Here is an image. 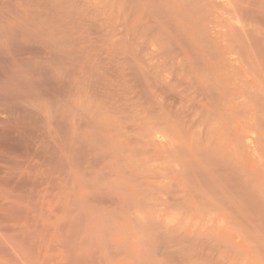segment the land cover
Listing matches in <instances>:
<instances>
[{
	"label": "rangeland",
	"instance_id": "obj_1",
	"mask_svg": "<svg viewBox=\"0 0 264 264\" xmlns=\"http://www.w3.org/2000/svg\"><path fill=\"white\" fill-rule=\"evenodd\" d=\"M31 0H0V28H2V27H6V26H8V24H9V28H10V30L12 29V32H14L12 35H11V37H10V39H11V41H12V43H11V45H13L14 44V46L16 47H14V46H12L13 47V51L15 52V53H13V52H11L9 49H10V47L8 48V53H3L4 54V56H3V54H2V56H1V54H0V72H2V73H0V77H1V75H2V78H0V80H7L8 78H10V77H12L11 78V81H13L14 82V86H13V88L11 89V95L14 97H8V99L7 100H9V102L10 101H12L13 103H11V105H10V103L8 104V101H6V106H5V104H4V111H5V109L6 110H8L9 108V110L8 111H10L11 113H13V114H11V118L13 119V118H15L16 116H17V118H18V124H20L19 126L21 127V131H22V137L19 135V137H20V139L18 140V143L15 145V143L13 142V141H10V142H7L6 144L8 145V147H12L13 145V147L15 148V146H17L15 149H13V151H11V149L9 148L8 150H10V160H14V162H20V161H24V163H25V165L24 166H29V169H33V168H39L40 167V170H49V169H51L52 167H54L55 166V163H56V160H58L59 158H58V156L56 157V155H60V153H59V151L57 152V151H55V148H54V146H51V148H50V146L49 145H44V146H46L47 147V149H46V147L44 148V149H46V150H44L42 147V149L41 150H44V151H40V154H41V156L40 155H38V156H34V158H33V155H31V153H30V151L31 150H34V146H35V142H36V140H38V139H40L41 137H42V135H44L45 134V132H43V130H41V129H39L40 128V125H38V124H36L37 123V121H38V117H35V115L36 114H34L35 112V109L34 110H31V111H33V112H31V111H29V108H28V110H26V111H24L23 113H21L22 111H18L19 110V108H22V109H24L23 108V106L21 107V105H20V103H19V101H16V100H19L20 98H23V97H29L30 99L31 98H33V99H31L34 103H35V105H36V103H37V105L39 106L40 105V108H44L45 110H47V109H49V111L50 112H53V111H55V110H58V112L59 111H61V107H62V109H64V104L65 103H67V101H69V103H71V104H69L70 105V107L71 108H75V110H79L78 111V113H79V115L78 116H82L81 118V120H82V126H80L79 127V125H80V121L81 120H79L77 123V125H78V129H79V131H78V135H79V137L81 138V142H82V137H85V138H89V140H88V142H82V145L80 144V143H78V144H75V145H73V150H74V157L76 158H74L75 160V164H79V165H81V167L80 166H77V165H74V161H73V168L75 169V170H77V168L79 169V170H81V171H89V173H92L91 174V179H92V181H93V184H94V186L97 184V183H99L100 185H105V184H108L109 185V187H110V191L112 190V193H114V195H118V193H119V190H117L118 188H121V187H123L124 189H128L130 192H132V193H135L134 195H135V200H136V202H135V205L133 206V207H129V208H127V207H125V208H123L122 209V211H121V209H119L120 207H118V205L116 204V203H110L111 205H109V207H108V205H107V207H106V204L105 203H103L102 205H101V207H96V208H98V209H96L98 212H99V215H98V222H99V224H100V226H102L103 227V229H105L106 231H113V227H112V225L115 223V222H117V223H120V224H122L123 222L121 221V219H120V217L122 218L123 216L124 217H127V219L130 221V222H132V220L135 218H137V217H140V218H138L137 220L139 221V222H141L142 221V226H143V222H145V221H143V220H147V219H145L146 217L148 218V221L149 220H151V221H149V222H152L153 221V226H151L150 227V225H152L151 223L149 224V222L147 221L146 223L148 224H144V225H146V227H141V228H143V229H141L140 227V229L137 227V229H138V233L139 234H143V236H144V233L146 232V230H144V228H146L147 230H150L151 231V233H153L152 231H157V232H163V231H161V230H163V229H165V234L164 233H162V234H164V237H166L167 236V239H168V236H169V240H167V241H165V239H163V238H161L160 240H161V243H159L160 241H156L157 243H159L160 244V248L159 247H157L158 245H157V243L154 241V243H155V245H157L156 246V250L159 248L160 249V251H161V248H162V251L160 252L159 251V249H158V251L160 252H155L154 251V253L153 252H151V250H149V249H151V248H149V249H147L148 248V246H147V244L148 243H145V242H143V241H141L144 245L146 244V246H144L145 248H143V249H146V250H144V251H147V250H149L150 252H147V253H143L142 252V254H139V256L137 255L136 256V258H137V260H127V261H125V264H138V260H140L139 261V263L141 262L142 263V261H145L144 263L145 264H175L174 262H178V263H176V264H219L220 262V260H223V259H225L226 261H221L223 264H224V262H225V264H262V261L264 260V244H260L261 242L262 243H264V234H263V232H264V227H263V225L264 224H262L263 223V221L264 220H261L263 217H264V212H263V216L262 215H260L259 216V213L260 212H262V208H263V206L264 205H260L261 206V209H260V207H258L257 205V203L255 202V200L256 201H258V199L257 198H259V200L261 199L262 200V202L264 201L263 199H264V197H262V198H260V197H257L256 195L258 194V196L259 195H261V193H263V195H264V186L262 187H260L259 188V185H263L264 184V148H260L261 146H260V144L264 141L263 140V136H264V131H263V129H264V124L262 125L261 123H264L263 121L262 122H259L260 123V125H262V127H263V129L262 130H260V129H258V128H261V126L259 127L258 125H257V127H256V123H258V121L262 118L263 119V117L264 116H261L260 114H256L257 113V111L260 109H256L255 110V108L253 109L252 107L255 105V104H257V106L258 107H260L261 106V104L264 102H262V103H258L259 101H260V98L258 97V96H260L261 98H262V100L264 99V92H263V90H264V79H263V77H261V76H264V72H262V71H264L263 70V67H264V65H263V67H261L262 65H260V69H262V73L260 74L261 76H259V73H257V71H255V70H259V62L258 61H261V54H262V52H260L261 54H260V58L258 57V56H256V58H258V59H256L254 56H255V53H257V52H255V53H253V57L256 59L255 60V62L257 61V63H255L254 61V65L256 66V64H258V66H256L255 68L253 67V62L252 61H249V59H250V57H251V52H253V51H251V50H249L250 51V54L248 53V49L250 48H247L246 49V51H244L245 49V47H246V42H245V40H244V46L241 44V45H239L240 47L241 46H243L244 48H242L243 49V51H242V53H240L241 51H239V52H237L236 50L235 51H233L234 49H233V46L231 47L230 45V43L231 42H229L230 40H232L233 42H232V45H234L235 47L237 46V48L239 47L238 46V44H240V40H238V37H237V33L236 32H238V33H240L239 35H240V37L242 36H244L245 35V32L247 31L246 29H247V27H246V29L244 28L245 26H249V24H250V26H251V24L253 25V20H252V23H249V20H250V22H251V19L250 18H252V14L254 13V12H259V9L258 8H260L261 6L260 5H258L259 7H257V9H256V11H252L253 13L250 15V10H249V8H248V5H251L252 4V6H253V4L255 3V5H257L256 4V2H257V0H246V1H242V0H240L241 2H243V3H241V9L243 10V8H244V10H245V8H248V10L246 9L245 10V12H247V13H249V15L251 16H249V18H248V14L247 13H244L245 15H246V17L249 19V20H246L247 18L246 17H242V16H244L242 13H241V11L239 12L238 10H237V8L234 6V5H237L238 4V6H239V4H240V2L238 1V0H231V1H228V0H211V1H214V3L216 4V7H214V5L212 4V2L210 1V0H207V2H205L204 3V1L203 0H201L200 1V4H197L199 1L198 0H194V3H196V4H194L193 2H192V0H190V2L191 3H189V1H185V0H182L183 2H180V0H176V1H174V0H171V1H169V0H156L154 3H153V5L155 4V7L152 5V1H154V0H145L144 1V4H145V6H147L148 8H149V10L151 9H155L154 11H156L157 10V3H158V8H159V10H161L162 11V9H163V11L165 10V11H167L166 13H170V14H166V13H161L162 15H165L166 17H163V16H161V14H159V18H155V14L154 13H157V12H151V13H153V14H151L150 12H149V10H147L146 11V14H145V17H143V11H141L140 9H141V7L144 5H142V0H141V2H140V0H136V2L137 3H139V7H137L138 8V11H136L137 10V8H136V4H134V2H132L133 0H123L125 3H123L121 0H115L114 2H113V0L111 1V0H75L76 1V4H74V8H75V10H74V13L76 14H73L72 13V15H73V18L72 19H68V18H66V17H63L60 13H59V10L58 11H56V10H54L53 9V7H52V5L53 4H60L61 3V1L62 0H56V1H53L54 3H52L50 0H32V3L30 2ZM68 1L69 0H67V2H66V0H63L62 2L63 3H61V5H63V7H65V8H69L70 7V5H71V3L69 2L68 3ZM106 1V2H105ZM123 3V6H120V4H121V2ZM135 1V0H134ZM187 3L186 5H184L185 4V2ZM197 1V2H196ZM234 2V4H233V2ZM238 1V2H237ZM250 1H253V3L252 2H250ZM254 1H256V2H254ZM264 0H259L258 2H260L259 4H261L262 2H263ZM80 2V3H79ZM110 4V2H111V5L112 4H114V6L112 7L113 9H112V11H111V8H110V6H109V4ZM117 2H118V6L119 7H124L122 10L124 11L127 7H130V8H132V7H135L134 9H135V11H136V14L135 13H132L131 14V12H129L130 10H132V9H130L129 10V8H127L129 11H127L128 13H129V16L128 15H124V12H125V14H128V13H126V10L123 12L122 10H120L121 11V13H118L117 12V10H119V9H121V8H119L118 9V7H117ZM128 2H131L132 4H134L135 6H132V5H127L126 3H128ZM147 2H149L148 4H147ZM151 2V3H150ZM167 2V3H166ZM170 2V3H169ZM203 2V3H202ZM229 2L233 5V7H235V9L238 11V17H236L235 15H228V14H230V12H231V14H235V9L234 8H229L228 6L226 7V5H228L229 4ZM250 2V3H249ZM257 2V3H258ZM9 3H10V5L13 7H11L10 6V11L8 10V8H9ZM67 3V4H66ZM95 3V4H94ZM99 5H98V4ZM131 3H128V4H131ZM184 3V4H183ZM264 3V2H263ZM127 5V6H125V5ZM147 4V5H146ZM149 4H151L152 5V8H150L148 5ZM188 4H191V6H197L199 9H204L205 11L203 12V13H201L200 12V10L199 11H197V13H196V10L195 9H193V8H190L191 6L190 5H188ZM201 4H203V5H201ZM204 4H206V5H204ZM207 4H208V9L206 8V6H207ZM4 5H6V6H8V7H6V6H4ZM75 5H76V7H75ZM122 5V4H121ZM165 5H167V6H165ZM232 5H229L230 7H232ZM262 5V4H261ZM174 6V7H173ZM186 6V7H185ZM199 6H201L202 8H200ZM203 6H205V8L203 7ZM222 9L221 11L219 10V7ZM73 7V6H72ZM71 7V8H72ZM96 7V8H95ZM126 7V8H125ZM190 9H188V8ZM197 7H195V8H197ZM210 7V8H209ZM251 7V6H250ZM264 7V4H263V6L261 7V8H263ZM11 8L13 9L12 11H13V13L14 14H12L11 13ZM255 8H256V6H255ZM260 8V9H261ZM91 9V11L90 12H88L89 10ZM134 9L132 10V12L134 11ZM194 11L195 10V13H192L195 17H191L190 15V12L188 11ZM210 9V10H209ZM213 9V10H212ZM217 9V10H216ZM229 9V10H228ZM234 9V10H233ZM239 9V8H238ZM251 9H253V10H255L254 9V6L251 8ZM264 9V8H263ZM263 9H261V10H263ZM8 10V11H7ZM92 10L93 11H95V12H92ZM152 10V11H153ZM158 10V11H159ZM187 10V11H186ZM223 10H224V12H226L227 13V16H228V18L230 19V20H232L231 22H229L228 20H226V14L224 15V13H223ZM234 12H233V11ZM243 10V11H244ZM258 10V11H257ZM260 10V11H261ZM119 11V12H120ZM203 11V10H202ZM208 11V12H207ZM31 12V13H30ZM37 12V13H36ZM92 12V14H94L92 17H91V13ZM147 12H148V14H149V16L151 17L150 19H153V21L155 22L154 24H156V25H151V23H153V21H151L150 19H149V21H151V23L149 22H147L146 20H148L147 19ZM184 13V14H181V13ZM199 12H200V14H207L208 15V17H206L205 16V19H203L202 18V16H204V15H200L199 14ZM207 12V13H206ZM35 13H36V15H35ZM102 13H103V15H102ZM209 13H211V14H213L214 16H216L217 17V15H219V17H220V19H219V17H217L216 19H213L211 16H209V15H211V14H209ZM223 13V14H222ZM240 13L242 14L241 15V17L242 18H244V20H246V21H248V23H246L245 21H244V23L242 22V18L240 17L239 18V16H240ZM261 13H263V14H260V12L259 13H257L255 16H260V15H262L261 16V18L260 17H256L257 19H255L256 20V22H255V20H254V25L253 26H251L252 27V29H254V27H255V31L253 30H251V32L253 33V35H255V36H253L254 38L256 37L257 38V36L260 34V37H262V35L261 34H264V33H261V32H264V29H262V28H264V23H263V19H264V11L262 12L261 11ZM27 14L29 15V16H27ZM42 16H40V15ZM82 14V15H81ZM116 14H118V15H122V17H121V15H120V19L121 20H123L124 19V16H126V18H130L131 16H130V14L133 16L134 14V18H132V20H131V22L130 23H125V24H127V26L128 27H125V26H122L123 25V23L121 22V25H118V26H121V30L122 29H124V35H125V37H122V38H124L123 40L122 39H120V40H122V42H119L120 40L118 39V37L121 35V33L123 32H121L120 33V35L117 33V32H119V30H120V28L119 27H117L116 25H117V23H119L120 24V19H118V15H116ZM143 14V15H142ZM197 14H199V15H197ZM8 15H9V17H8ZM142 15V16H141ZM179 15H183V19L184 20H182L180 17H182V16H180L179 17ZM223 15V16H222ZM253 15V16H254ZM33 16V17H32ZM128 16V17H127ZM147 16V17H146ZM186 16H189V17H191L190 19H189V21L188 20H186L185 18H186ZM196 16L198 17V19L196 18ZM231 16H233V17H231ZM234 16L236 17V19L235 20H237V21H235L234 20ZM255 16H254V18H255ZM22 17V18H21ZM144 18L143 20L141 19V18ZM168 17H171V19H172V21H171V27H169L170 29L172 28V27H174V30H171V31H169L168 30V28H166V27H164L165 26V24H168V22L170 23V19L168 18ZM188 17V18H189ZM199 17H201V18H199ZM17 18H19V19H17ZM21 18V19H20ZM92 18V19H91ZM123 18V19H122ZM125 18V19H126ZM128 18V19H129ZM161 18V19H160ZM162 18H165V19H162ZM194 18H196V19H194ZM253 18V19H254ZM259 18V19H258ZM33 19V20H32ZM35 19H37L39 22H37ZM48 19V20H47ZM88 19V20H87ZM124 19V20H125ZM128 19H127V21H128ZM158 20V22H156L155 20ZM168 19H169V21H168ZM241 19V20H240ZM260 19H262L260 22H259V24L261 25V23H263L262 25H261V28H260V25L257 23V21L258 20H260ZM23 22H22V21ZM27 20V22L25 23L24 21H26ZM91 20V21H90ZM101 20V21H100ZM103 20V21H102ZM104 20H105V28L107 27H109L107 30H105V28L103 27V23H104ZM117 20L119 21V22H117ZM124 20H123V22H124ZM161 20H162V22H161ZM199 20V22L201 23V24H199V22L197 23V24H199L198 26H197V24H195L196 23V21H198ZM200 20H203V21H205L204 23H202ZM211 20V22H209ZM218 20V21H217ZM233 20H234V23H236L237 25H238V28L241 30V32H239L240 30L238 29V31H236L235 30V28L237 27V25L236 24H233L232 22H233ZM32 21V23L34 24V25H32L30 22ZM47 22V23H45V24H43L44 22ZM74 21H76V24L74 25L72 22H74ZM130 21V20H129ZM128 21V22H129ZM140 21V22H139ZM163 21H164V25H163ZM188 23H190V24H187V22ZM193 21V22H192ZM194 21H195V23H194ZM35 22H36V24H35ZM91 22H93L92 24H91ZM106 22H108L109 24V26H107V23ZM147 22V23H146ZM240 22V23H239ZM51 23V24H50ZM96 23V26L94 25ZM138 23L139 24H141L142 26H143V24L142 23H144V27H142V26H140V27H142V28H140L141 30L140 31H144L143 29H145V27H146V25H147V27H146V31H144V33L142 34V36H141V34H137V33H139L140 31H138L137 30V28H138V26H136V25H138ZM145 23H146V25H145ZM191 23H193V24H191ZM207 23V24H206ZM208 23H213L215 26L217 25V23H219V24H222V25H219L218 27H216L215 28V33H217V35L215 36L213 33H214V25H210V24H208ZM224 23V24H223ZM231 23V24H230ZM258 24L257 26H255V24ZM30 24L33 26H31L30 27ZM243 26H242V25ZM47 25H48V27H47ZM59 25V26H58ZM62 25H64V26H62ZM92 25V26H91ZM196 25V27H194ZM234 25H236V27H234ZM245 25V26H244ZM2 26V27H1ZM24 26V27H23ZM94 26V27H93ZM148 26H152L153 27V29H155L156 27L155 26H157V27H159V28H157V30L155 31V30H153V29H151L150 27H148ZM205 26V27H204ZM228 26H230V30H229V28H228ZM249 26V27H250ZM263 26V27H262ZM51 27V28H50ZM58 27V28H57ZM78 27V29H80L79 31L76 29ZM81 27H82V29H81ZM96 27V31L94 32L93 31V28H95ZM102 27L104 28V30L102 29ZM124 27V28H123ZM163 27V28H162ZM206 27H207V29H206ZM21 28V29H20ZM92 30H91V29ZM111 28V29H110ZM119 29V30H117V29ZM129 28H132L133 29V31H135L134 33H133V31H132V29H129ZM134 28L136 29V30H134ZM149 28V29H148ZM195 28V29H194ZM202 28V30H200ZM203 28H205V29H203ZM211 29V31H210V29ZM43 29H45V30H43ZM158 29H161V30H158ZM165 29V30H164ZM173 29V28H172ZM194 29V30H193ZM223 29V30H222ZM249 29V28H248ZM251 29V28H250ZM95 30V29H94ZM97 30L98 31H101V32H97ZM114 30H116L115 32H114ZM127 30V31H126ZM128 30H130V31H128ZM148 30H150V31H148ZM152 30V31H151ZM203 31L204 33L202 34V32H200V31ZM20 31V32H19ZM93 31V32H92ZM102 31H103V34H102ZM138 31V32H137ZM154 31V32H153ZM158 31H160V32H158ZM172 31H174V32H172ZM199 31V32H198ZM217 31V32H216ZM227 31H228V33H227ZM236 31V32H235ZM256 31L259 33V34H257L256 33ZM89 32H92L93 34L92 35H87V33H89ZM105 32H107V33H109V35H107V33H106V35H104V33ZM112 32H114V39L112 38L113 36H111V35H113V33ZM131 32H132V35L134 36V37H136V36H138L137 38H134V37H130V35L129 34H131ZM137 32V33H136ZM145 32H147V33H149L148 35L145 33ZM150 32H151V34L152 33H154V34H152V35H154L153 37H155V39L157 38L156 36L157 35H155V34H158L159 33V35H158V37L159 38H161V36H162V38L164 37V38H166L167 36L170 38V39H172V41L169 39V38H167V40L169 39V43H168V45H167V40H165L164 38V42L162 41V44L161 45H163V46H165V44L167 45V46H165L166 48H169L170 47V49L173 47L174 49H171V50H169V51H173V50H175L176 49V47H178L177 49H179V50H176L177 52H178V54L179 53H181L180 54V56H178L177 57V54H174V56L176 57V58H172V54H171V57H170V54H168V53H166V52H168V50L167 49H164V47H163V49H162V46H159L160 44H158L157 42L159 41L158 39L159 38H157L156 40H158V41H156L154 38V41L157 43H155L156 45H158L157 47H161V48H158L157 50H155V44H154V41H153V39L151 40L150 38H148L147 36H149L150 35ZM158 32V33H157ZM161 32H163L162 34H161ZM177 32H179V33H177ZM206 32V33H205ZM249 32H250V30H249ZM250 32V33H251ZM15 33H17V34H15ZM34 33H36L37 35H40V39L38 38H35L34 37ZM75 33V34H74ZM141 33V32H140ZM169 33H170V35H169ZM174 33V34H173ZM181 33V36L179 37L180 38V40H178V35L177 34H180ZM236 33V34H235ZM242 33V34H241ZM51 34V35H50ZM55 34V35H54ZM61 34V35H60ZM89 34H91V33H89ZM100 34H102V35H100ZM115 34H118V36L116 35L115 36ZM137 34V35H136ZM144 34H146L145 36H146V39H144V41H143V36H144ZM183 34V35H182ZM200 34V36H202L203 37V35H205L204 37L205 38H203V39H205V40H207V44L206 45H208V41H209V46H208V48L209 49H211V47H212V52H211V50H209V52H208V49L207 48H205L206 47V45L204 44V42L206 43V41L204 40L203 41V39H198V37H196V36H198ZM227 34H229L228 36H229V38H227L228 36H227ZM244 34V35H243ZM247 34H248V32H247ZM257 34V35H256ZM17 36V35H19V36H17V37H13V36ZM28 37H27V36ZM33 35V36H32ZM45 35V36H44ZM64 35V36H63ZM131 35V36H132ZM165 35H166V37H165ZM207 35V36H206ZM236 35V36H235ZM249 35V34H248ZM248 35H246V36H248ZM128 36V37H127ZM139 36L142 38V40H141V38H139ZM145 36H144V38H145ZM171 36V37H170ZM199 36V37H200ZM227 36V37H226ZM250 36V38H252V36L251 35H249ZM96 37V38H95ZM120 37V38H121ZM129 37L130 38H134L133 40L132 39H130L131 40V44H134L133 45V47L132 46H130L129 45V43H128V39H129ZM149 37H152V36H149ZM181 37H185V38H187V40L189 39V41L188 42H185V41H187L186 39L184 40V38H183V42H185V43H182L181 44ZM201 37V38H202ZM236 37V38H235ZM239 37V38H240ZM245 37V36H244ZM28 38V39H27ZM52 38V39H51ZM54 38V39H53ZM94 38V39H93ZM115 38H117V39H115ZM126 38V39H125ZM161 38V39H162ZM226 38V39H225ZM246 38V37H245ZM249 38V39H250ZM255 38V39H256ZM263 39H264V37H262ZM33 39V40H32ZM34 39H36V40H34ZM135 39H136V42L138 43V45H137V43L135 42ZM139 39V40H138ZM162 39V40H163ZM229 39V40H228ZM241 40H242V38H240ZM258 39H259V37H258ZM262 39V42L264 41ZM18 42V40H19V44L16 42V41ZM38 40V41H37ZM98 40V41H97ZM100 40V41H99ZM124 40H126V41H124ZM146 40V41H145ZM199 40L201 41V44H200V42H199ZM211 40V41H210ZM242 40V41H243ZM247 40V42H249V40L248 39H246ZM260 41H261V39H259ZM42 41V42H41ZM143 42V43H140V42ZM149 41H151L150 43H149ZM167 41V42H166ZM194 41V42H193ZM238 43H237V42ZM62 42H64V43H62ZM83 42V43H82ZM93 42V43H92ZM97 42V43H96ZM110 42H112V43H114V45H112V43H110ZM128 43V46H127V44L126 43ZM159 42H161V40L159 41ZM166 42V43H165ZM170 42H173L176 46H172V43H170ZM202 42H203V44H202ZM227 42V43H226ZM60 43H61V45H60ZM136 43V44H135ZM140 43V44H139ZM147 43V44H146ZM149 43V44H148ZM164 43V44H163ZM213 43V44H212ZM234 43V44H233ZM37 44V45H36ZM67 44V45H66ZM70 44V46H68ZM116 44H118L117 46H116ZM123 45V46H127V48H129V47H131L132 49H133V51L136 49H138V47L140 48V49H143V50H146L147 51V53H145L144 51H143V53L144 54H146V58H145V56H143L145 59H144V61L146 62V60H148L149 58L147 57V54H148V56H149V53L148 52H153V50L155 51V52H157L158 50H161V52L160 51H158V52H160V53H158L157 52V54H155V56H152V54L150 53V56H152V58L150 57V59H149V64L148 63H145V62H143V57H142V53L141 54H137L136 52H138V50L135 52H131L130 50H131V48H129L128 50H127V48H126V50L128 51V52H130L129 54H130V57L128 58V57H126L127 56V54H128V52H126L125 51V53L124 54H126V56H124V54H123V49L121 50V48L120 47H122V46H120L119 47V45ZM126 44V45H125ZM144 44V45H143ZM171 44V46H169ZM183 44H187L186 46L188 47V50H187V48L185 47V45H183ZM228 44V45H227ZM33 45V46H32ZM48 46L47 48L46 47H44V46ZM65 45V46H64ZM137 47H136V46ZM182 47H181V46ZM192 45V46H191ZM202 45H205V47H203ZM211 45V46H210ZM214 45V46H213ZM22 46V47H21ZM27 46V49L25 48ZM31 46H32V49L33 50H31V51H29L28 52V49L29 48H31ZM90 46H92V47H90ZM98 46V47H97ZM148 47L147 49H145L144 47ZM248 46H249V44H248ZM247 46V47H248ZM38 47H39V49H38ZM116 47V48H115ZM119 47V48H118ZM185 47V48H184ZM189 47H191V48H189ZM194 47V48H193ZM203 47V48H202ZM234 47V48H235ZM19 48V49H18ZM20 48H23L24 50H22V49H20ZM118 48V50H116ZM237 48H235V49H237ZM34 49H36V50H34ZM75 49V50H74ZM91 49V50H90ZM140 49H139V51H140ZM189 49L191 50L190 52H192V50L193 51H195V53H192L193 54V56H191V53L189 52ZM196 49V50H195ZM233 49V50H232ZM15 50H17V51H15ZM21 50H22V52L24 53V52H26L27 54H24V56H23V54H22V52H21ZM27 50V51H26ZM41 50V51H40ZM122 51V53H121V51ZM151 50V51H150ZM162 50H164L165 52L163 53L164 54V56H165V58L163 57V54H162ZM238 50H240V49H238ZM9 51H10V54H9ZM19 51V52H18ZM34 51V52H33ZM102 51V52H101ZM120 51V52H119ZM176 51H173V52H175L176 53ZM180 51V52H179ZM214 51H216L215 53H216V56H215V54H214ZM35 53L36 54V56H34V54L33 53ZM75 52V53H74ZM141 52H142V50H141ZM154 52V53H155ZM196 52H198V53H200L199 54V56H197V54H196ZM219 52V53H218ZM234 52V53H233ZM235 52H237V53H235ZM243 52H244V54H243ZM11 53H13L14 54V56H17V54H19V56H17L16 58H12V56H11ZM52 53H55L54 54V56H56V58H54V59H56V60H58V59H60V62H62L64 65H62L61 63H59V65H60V68L62 69V70H66V71H69V72H71V71H73V72H71V73H69V76L67 75L66 76V78H65V80H64V83L63 82H61V80L59 81V82H61V84H63L62 85V87H61V85H58V84H60V83H58V82H54V80L52 79L53 77H54V70L55 69H57L56 67L57 66H55L54 65V67L52 66V65H50V62H49V58H52ZM66 53L68 54V53H70V55L71 56H73V55H75V58L76 59H74V60H71V62H68L67 61V58H66ZM101 53H103V54H101ZM118 53H119V56L120 57H118ZM121 53V54H120ZM131 53H133V57L134 56H136V57H138L139 55H141L140 57H138L139 59L137 60V61H140V65L144 68L146 65H144L143 66V64H148V65H150L151 67V69L153 68L154 69V67L153 66H155V68L158 66H156L155 64H160V61H161V64H160V68H161V65L163 64V65H165L166 66V69L167 70H165V69H163V68H165V66H163L162 65V69H157L156 68V70H148L149 69V67H147L146 66V68H145V70L141 67V66H139V64H137V61H135V59H137V58H133L134 59V61L131 59ZM139 53V52H138ZM207 53H209V54H207ZM239 53V54H238ZM245 53H247L246 54V56L248 57V56H250V57H248V60L247 61H249V62H251V66L253 67V69L252 70H254V73L252 74V73H250L249 71H247L244 67H243V62H241L240 63V60L242 59V58H245ZM21 54H22V56L23 57H21ZM32 54H33V63H32V72H33V75H32V73L30 72V73H26V70L24 69L25 68V65H26V63L24 62H21L23 59H26V60H28L29 62H28V66H30V64H31V62L32 61H30V58H32ZM37 54H38V56H37ZM99 54H100V56H99ZM116 54H117V57H116ZM129 54H128V56H129ZM237 54H238V56H237ZM240 54H241V56H244V57H242L241 58V56H240ZM259 54V53H258ZM13 56V57H14ZM41 56V57H40ZM60 56V57H59ZM99 58H98V57ZM123 56V57H122ZM160 58H162L161 60H159V57ZM166 56H167V58H172V60H171V62L172 63H170V60L168 59L167 61H169V64H167V61L165 60L166 59ZM169 56V57H168ZM199 57V58H197V57ZM209 56H210V58L212 59V58H214V61H213V59L212 60H210V58H209ZM212 56H214V57H212ZM239 56H240V60H239ZM263 56H264V54H263ZM1 57H4V59L6 58V60L9 62V63H11V62H16L17 60V64H18V62L20 61L21 63H22V66H23V69H22V71L19 73V72H16L15 74L13 73V75L12 76H10L11 74H8V72L9 71H7V64H5L6 63V61H4V59L2 60V58ZM62 57V58H61ZM86 57V58H85ZM123 59H122V58ZM195 57H196V59H198V61H199V63L201 64V65H205L203 68H204V71H203V69H202V67H200V66H198V69L200 68V70L198 71V69H197V66H196V59H195ZM218 57H220V59L218 58ZM39 58H40V60H43V59H45L46 60V62L43 64V65H38V62H39ZM41 58H43V59H41ZM63 58L66 60H63ZM99 60H98V59ZM100 58H105L104 60H105V62L102 60V59H100ZM124 58H125V61H127V58H128V60H130V62H131V60L134 62V65H133V62H131V64H130V62L129 63H127V65L129 64V67H132V66H135V64H136V66L137 67H139V68H141L142 69V71H141V69H139V71H140V73H142V72H144L145 73V75H148V76H139V74H138V76H139V78H141L142 79V81H144V84L146 85V87H143L144 85H142L143 83H141V82H138V83H141V87H142V89H145V88H147L146 90L147 91H149V93L151 94H149V95H144L143 93H146L147 91H145V92H142V89H140L141 87L140 86H137V90L135 91V89L134 90H132V87H134V88H136V86L135 85H137L138 83H137V81L138 80H136V79H139L138 77H136V79H134V82H133V80H132V78H129L128 77V75L131 73V71L129 72V74H128V68L126 67V64H124V63H126V62H124L123 60H124ZM148 58V59H147ZM163 58H164V61L162 62V60H163ZM194 60H193V59ZM252 58V57H251ZM15 59V60H14ZM38 59V60H37ZM120 59V60H119ZM152 59V60H151ZM201 59H203V60H201ZM246 59V58H245ZM244 59V60H245ZM262 59H264V57H262ZM2 60V61H1ZM26 60H24V61H26ZM118 60H119V62H121V60L123 61V63L121 62V63H119L118 62ZM178 60L180 61V62H178ZM184 60V61H183ZM220 60V61H219ZM251 60V59H250ZM252 60H254V59H252ZM73 61V62H72ZM89 61V62H88ZM103 61V62H102ZM151 61H154V62H151ZM157 63H156V62ZM166 61V63L164 64V62ZM183 61V62H182ZM185 61H186V64H187V69L185 70L183 67H186L184 64H185ZM195 61V63H193ZM218 61V63H216ZM241 61H243V60H241ZM246 61V62H247ZM5 62V63H4ZM7 62V63H8ZM19 62V63H20ZM27 62V61H26ZM75 62V63H74ZM88 62V63H87ZM128 62V61H127ZM159 62V63H158ZM219 62H220V64H219ZM223 62V63H222ZM263 63H264V60L262 61ZM262 62H260V63H262ZM4 63V64H3ZM94 63H98V64H94ZM116 63V64H115ZM152 63V64H151ZM153 63H155V64H153ZM179 63H180V65H184V66H182V69H181V71L183 70V73L184 72H187V71H189V72H187L188 74H190L191 75V79L189 80V78H188V74L187 73H185V74H183V75H181V71L179 70L180 69V66L178 67V65H179ZM262 63V64H263ZM2 64H3V66H4V68H3V66H2ZM168 66H167V65ZM192 64V65H191ZM195 64V65H194ZM218 64V65H217ZM244 64H245V62H244ZM249 64V63H248ZM247 64V65H248ZM101 66V67H99V66ZM173 65H174V67H173ZM246 65V64H245ZM5 66H6V70H5ZM27 66V67H28ZM37 66H39V67H43V68H38ZM62 66V67H61ZM75 66H76V69H75ZM110 66V67H109ZM135 66V67H136ZM170 66H172L173 68H174V71H169L168 72V70H169V68H172V67H170ZM193 66V68L191 69V67ZM46 67H48V69L46 68ZM110 68V71H109V69H107V68ZM113 67V68H112ZM136 67V68H137ZM222 67V68H221ZM247 67V66H246ZM248 67H249V65H248ZM247 67V68H248ZM251 67V68H252ZM30 68V67H29ZM46 68V69H45ZM125 68H127L126 69V73H125ZM133 68V69H132ZM131 69H129V70H132V71H134V67H132ZM172 68V69H173ZM176 68H178V70L176 69ZM250 68V67H249ZM4 69V70H3ZM41 69H42V71H41ZM102 69V70H101ZM172 69H170V70H172ZM175 69H176V71H175ZM193 69H195L196 70V73H195V71L193 70ZM202 69V70H201ZM231 69V70H230ZM29 70L30 69H28V71L27 72H29ZM39 70V71H38ZM44 70H45V73H43L44 72ZM48 70V71H47ZM101 70V71H100ZM147 70L148 71H152V72H154L155 71V74H154V76H152V74L150 73V72H147ZM185 70V71H184ZM194 72H193V71ZM47 71V72H46ZM104 71H106V73H108V75L109 76H112V77H114V78H112V77H108V76H106V73H104ZM118 71V72H117ZM124 71V72H123ZM177 71H179L180 73H178ZM201 71H203L202 73H201ZM217 71H218V73H217ZM227 71V72H226ZM23 72V73H22ZM136 72H137V70H136ZM162 74L161 76H159L160 77V79L158 78V76L157 75H160V73ZM166 72V73H165ZM168 72V73H167ZM176 72V73H175ZM220 72V73H219ZM233 72V74H231ZM251 72H253V71H251ZM259 72V71H258ZM19 73V75H17ZM28 74V75H30V77H28V81L27 80H25V81H23V83H22V87L24 86V88H21V87H18V80H19V76H22V74ZM123 73L125 74V76H126V74H128L127 75V78H122L124 75H123ZM156 73H159V74H156ZM165 73V74H164ZM171 73V74H170ZM172 73H174V76H172ZM209 75H208V74ZM239 73V74H238ZM40 74V76H39V78H36L35 76H38ZM114 74V75H113ZM133 74H136L137 75V73H134V72H132L131 74H130V76L132 77V75ZM170 74V76H168V77H166V75H169ZM197 74V75H196ZM256 74V77L255 76H253V75H255ZM263 74V75H262ZM14 75H16V76H14ZM98 75V76H97ZM136 75H133V77H135ZM144 75V74H143ZM155 75L157 76L156 77V79L154 78L155 77ZM165 75V77L166 78H170V77H172L170 80L168 79V81H167V84H166V80L163 78V76ZM229 75H231V76H229ZM252 75V76H251ZM15 78H14V77ZM43 76V77H42ZM182 76V77H181ZM187 76V77H186ZM241 76V77H240ZM257 76H258V78L263 82V85H261L262 86V88L263 89H261L260 87V84H261V81L260 80H258L257 79ZM35 77V78H34ZM102 77V78H101ZM122 78V80H121V78ZM145 77H146V79H148L147 77H149V78H151L152 80H150V79H148L147 80V82H149V83H151L150 85H151V87L149 86V85H147V84H149V83H147L146 84V79H145ZM173 77H174V79H177L178 78V80L179 81H181L182 82V84H185V83H187V85H185V86H188V87H186L185 88V86L184 85H178V84H176V83H179V84H181V82H177V80H175L176 81V83L174 82V80H173ZM190 77V76H189ZM229 77V78H228ZM255 77V78H254ZM3 78H5V79H3ZM31 78V79H30ZM50 78V79H49ZM71 78V79H70ZM92 78V79H91ZM100 78V79H99ZM158 78V79H157ZM161 78H163L164 79V81L163 82H165V84H162L161 82H162V80H161ZM235 78H236V81L238 82V84H237V82H235L234 80H235ZM39 79V80H38ZM73 79V80H72ZM120 79V80H119ZM129 80V81H131V82H129V83H131V84H129L126 80ZM131 79V80H130ZM219 79H220V82H219ZM234 79V80H233ZM33 82H32V81ZM52 80V81H51ZM72 80V81H71ZM97 80H102V81H99V83L98 82H96ZM156 80H157V82H158V80H159V82L162 84V86L164 87V89L163 88H161L160 86H158L156 83H154V82H156ZM188 80V81H187ZM191 80H192V84L193 83H195L196 85H194L193 84V87H192V85H190L192 88H189V83H191ZM44 81V82H43ZM113 81V82H112ZM127 83H126V82ZM135 81H136V83L137 84H135ZM139 81H140V79H139ZM154 81V82H153ZM169 81H171V83L169 82ZM187 81V82H186ZM190 81V82H189ZM216 81V82H215ZM218 81V82H217ZM224 81V83H222ZM234 81V82H233ZM258 81H260V83L258 82ZM47 82V83H46ZM159 82H158V84H159ZM169 82V83H168ZM174 82V83H173ZM239 82L240 83H242V84H239ZM44 83V84H43ZM52 83V84H51ZM91 83V84H90ZM94 83H95V85H94ZM122 83H123V85H122ZM124 83H126V84H128V85H125ZM135 84V85H133L132 86V84ZM152 83H154V85L156 86L155 87V89L156 88H159L160 87V89H156V93L155 92H151V90L153 89V91L155 90L154 88H152V86H153V84ZM211 83H212V85H211ZM221 83V84H220ZM24 84V85H23ZM47 84H48V86H47ZM54 84V85H53ZM160 84V85H161ZM178 85L177 87H179V88H177V89H170V87L171 88H176V86H173V85ZM214 84V85H213ZM220 84V85H219ZM236 84V86L238 87H236V86H234L233 87V85H235ZM243 84L246 86V87H248V86H252L253 87V91L255 90L256 91V93H257V96H255V97H258L257 99L259 100H254V95H256V93L255 92H253V91H251V88L250 87H248V89H246L245 87H244V90L246 89L248 92H250L251 94H249V93H245V94H249V96L248 95H246L247 97H245V96H240L241 94H243L244 92H242V91H244L243 90ZM37 85V86H36ZM130 85H131V87H130ZM138 85H140V84H138ZM209 85V86H208ZM26 86V87H25ZM184 86V87H183ZM194 86L196 87V90L198 89H201L200 91V95L202 96V98L205 96V95H202V92H206L205 94L207 95L206 97H204L203 99H206V103H207V101L208 102H210L211 101V103L213 104L215 101H213V98H211L210 99V97L212 96V95H210L211 94V92H212V94H213V92H214V95L215 94H219V92H220V94H219V98H221L220 99V104H219V106L220 107H218V108H222V107H224V106H226L225 104H227L228 102H225V104H224V101H223V99L225 100V101H227V99H229L227 96H230L231 97V102H229L228 104L230 105H228L227 107L229 108L228 109V114H227V112H225V113H223V114H221L220 116H221V119L223 118V117H230V119H233V120H237V122H235V124H233L232 126L234 127V130L232 129V127H230V126H228V128L226 127V126H220V127H216L215 129L213 128V130H214V132H212L211 131V127L210 126H212V127H214L213 126V122L211 123L210 122V119L212 120V117L211 116H209L208 114H207V116L208 117H206V113L208 112L209 113V111H210V113L211 112H213L215 115H217V111H215L214 110V108L212 107V110H211V108H209V106L208 105H206V103H203L204 102V100H203V102H202V100L201 101H199L200 100V96H199V93H197V92H199V91H197V92H195V94H196V99H194V98H192V94H194V92H192V90H194L195 88H194ZM209 88H208V87ZM216 86H217V88H216ZM229 86H230V88H229ZM239 86H242V87H239ZM71 87H72V89H73V91H72V96H71V94H70V89H71ZM80 87V88H79ZM128 87L129 88H131V89H128ZM197 87H199V88H197ZM206 87H207V89L208 90H206ZM255 87H256V89H255ZM40 89V91L38 90V89ZM107 88V89H106ZM150 88V89H149ZM183 88V89H182ZM187 88H189V89H187ZM203 88V89H202ZM229 89V90H226V89ZM26 89V90H25ZM55 89V90H54ZM80 89V90H79ZM91 89V90H90ZM127 89L129 90L128 92H125V91H127ZM166 89H168L169 91H171V93L173 92V93H175L176 94V96H178L179 98H180V100H179V98L178 97H172V96H170V95H173V94H170V92L169 91H167ZM189 90V91H187V92H189V93H187L185 90ZM217 89H219L217 92L218 93H216V90ZM233 89V91H231ZM239 89V90H238ZM242 89V90H241ZM262 91H261V90ZM28 90V91H27ZM108 90H110V91H108ZM159 90H163V92H165V90H166V97H164V95H162V97H161V95H159L160 94V92L159 93H157ZM181 90H183V92L185 93H183V92H181ZM210 90H212V91H210ZM213 90H215V91H213ZM250 90V91H249ZM260 90V91H259ZM56 91V92H55ZM96 91H98V92H96ZM116 91V92H115ZM175 91V92H174ZM177 91H180V92H178V93H176ZM210 91V92H209ZM228 91V92H227ZM246 91V92H247ZM29 92V93H28ZM36 92V94H34ZM42 93V94H40V93ZM133 92H136L137 93V95H138V92H140L139 94L140 95H142L143 94V97H148L149 99H144L143 97V99L145 100V103H144V100H143V104H146V102H147V104L150 102V103H152L151 105L152 106H154V104H156V103H158L160 106H159V109L161 110V111H159V110H157V108L156 107H158V104H156L157 106H154V108L151 106V108H153L154 110H155V108H156V112H160V113H162L163 112V115H164V117L165 118H163V115H161V118H163V120H161V118L159 119V118H157V117H155V116H157V115H159L160 116V113H157L155 116H154V114L156 113H154V111L153 112H151V113H153V116H150L151 117V120L152 121H154L153 119H155V121L154 122H152L151 121V123H150V119L148 120V115H149V113L150 112H148L150 109H149V107H148V109H147V105L146 106H144V105H141V108H140V111L139 112H137V109H136V107H140L139 105L140 104H142V101L141 100H138V99H140V98H138V96L136 97L135 95L136 94H133ZM142 92V93H141ZM167 92H169L168 94H169V96L167 95ZM44 93H46V94H44ZM90 93V95H88ZM128 93V95H126ZM192 93V94H191ZM227 95H225V94ZM252 93H254V95L252 94ZM59 94V95H58ZM131 94V95H130ZM146 94H148V92L146 93ZM222 94V95H221ZM223 94H224V96H225V98H223ZM244 94V95H245ZM43 97H42V96ZM58 95V96H57ZM82 95V96H81ZM124 95H126V96H124ZM139 95V96H140ZM187 95H191V97L190 96H187ZM213 95V96H214ZM238 95H239V97L241 98V99H239V100H236V98L238 97ZM251 95V96H250ZM132 96H134V97H136V99L139 101L137 104H135V102H137V100H134V97H132ZM150 96H151V98L153 97V99H154V103L153 102H151V100L152 99H150ZM174 96V95H173ZM197 96H199V97H197ZM209 96V97H208ZM237 96V97H236ZM15 97H19V98H15ZM161 97V98H160ZM168 97H170L169 99H168ZM226 97H227V99H226ZM234 97H236L235 99H234ZM242 97H243V99H242ZM250 97V98H249ZM43 98V99H42ZM53 98V99H52ZM132 98V99H131ZM158 98L161 100H159L158 101ZM163 98H165V102H163ZM178 98V99H177ZM189 99V101H190V98L193 100V102H190V103H193V105L192 104H190L191 106H192V108H190V109H187L186 107H185V109L183 108L182 110H180L181 108V106H183L184 105V102L185 103H189V101H188V99ZM197 98H199L198 100H197ZM61 99H62V101H61ZM129 99H131V100H129ZM157 99V100H156ZM166 99L168 100V102L169 101H172L171 102V104L170 105H173V104H175V106L173 107V106H171V108L173 107V109L175 108V107H177V103H178V105H179V103H180V101L182 100H187L188 102H186V101H184L183 102V104H181V105H179L178 106V108H175L176 110L178 109V110H180V111H184V112H186L185 110L187 109V111L188 110H190L189 112H186L187 114L188 113H190V114H188L187 116H186V114L183 112V114H185L184 116H183V114H181L182 112H179L178 110H177V112H179V114H180V116H178L177 114L178 113H176V115H177V117H175L173 114H172V116L171 117H169V116H167L165 113H169L170 111L172 112V109L171 110H169V108L170 107H168V109L166 108V109H164V107L163 106H165L164 104L167 102L166 101ZM244 99H246L248 102H251V101H253V103H254V101H255V104L254 105H252V107H251V104H249L250 105V107L248 106V102L246 103V100H244ZM253 99V100H252ZM16 102H15V101ZM44 100H46L45 102L46 103H48V105L46 106H44V104H45V102H44ZM149 102H148V101ZM191 100V101H192ZM233 100V101H232ZM241 100H242V102H241ZM261 100V101H262ZM42 101H43V103L44 104H42ZM135 101V102H134ZM153 101V100H152ZM176 103H175V102ZM194 101H196V102H194ZM235 101H237V102H235ZM245 101V102H244ZM258 101V102H257ZM18 102V105L20 106H17L16 105V103ZM51 102V103H50ZM134 102V103H133ZM160 102V103H159ZM221 102H223V103H221ZM257 102V103H256ZM15 103V104H14ZM163 104V106H162V104ZM239 103H241L240 105H239ZM242 103H246V105L245 106H243L242 105ZM14 104V105H13ZM53 104H54V106H53ZM196 106H198L197 107V109L194 111V106L195 105ZM208 104V103H207ZM232 104V105H231ZM55 105H56V107H55ZM134 105V106H133ZM149 105V104H148ZM168 104L166 103V106H167ZM170 105H168V106H170ZM189 104H187V105H184V106H190ZM260 105V106H259ZM54 107V109H52L53 107ZM83 108H82V107ZM94 106V107H93ZM128 106V107H127ZM144 106V107H143ZM183 106V107H184ZM242 106V107H241ZM256 106V105H255ZM254 106V107H255ZM257 106H256V108H257ZM18 107V108H17ZM202 107V108H201ZM211 107V106H210ZM246 107H248L249 109H247ZM3 108V107H2ZM13 108V109H12ZM16 108V109H15ZM26 108V109H27ZM88 108H90V109H88ZM93 108V109H92ZM122 108V109H121ZM146 108V111L148 112V113H146V115H145V112H143L144 111V109ZM201 108L202 109V111L204 112H199L198 113V111L197 110H199V109ZM216 108V107H215ZM235 108H237V111H246L247 110V112L248 113H242L241 115H242V117H240L239 115V117L237 116V115H235L236 113L235 112H237V111H234L235 110ZM18 109V110H17ZM51 109V110H50ZM134 109H136V110H134ZM153 109H151V111L153 110ZM164 109V110H163ZM200 109V110H201ZM233 109V110H232ZM240 109V110H239ZM13 110V111H12ZM16 110V111H15ZM262 109H260V111H261ZM7 111V112H8ZM29 111V112H28ZM48 111V110H47ZM89 111V112H88ZM164 111H165V113H164ZM194 112V113H191V112ZM255 111V112H254ZM260 111H258V112H260ZM6 112V113H7ZM10 112H8V113H10ZM15 112H19L20 114H15ZM26 112V113H25ZM28 112V113H27ZM141 112L143 113V115L141 114ZM174 112H175V110H174ZM235 113V114H232V113ZM251 112H253V114H251ZM6 114L7 115V117L10 115V114ZM82 113V115H80ZM127 113V114H126ZM200 113H202V115L203 114H205L202 118H203V120H202V118H201V114ZM209 113V114H210ZM213 113H211L212 115H213ZM15 114V115H14ZM22 114H23V116H22ZM24 114H25V116H26V114H27V116H26V118H25V116H24ZM94 114V115H93ZM115 114V115H114ZM175 114V113H174ZM193 114V115H192ZM195 114H197L196 116H194ZM200 114V115H199ZM237 114H239L238 112H237ZM247 114L248 115H250L249 116V118H247ZM19 115H21L20 117H18ZM34 115V116H33ZM139 115H141L142 117L140 118V120H142L143 121V123H142V121L140 122V120H139V118H137V117H140ZM169 115H171V113L169 114ZM199 115V116H198ZM256 115V119L258 120L256 123L254 122V121H256V119H254L255 116ZM84 116H85V118H86V120H85V118H84ZM99 116V117H98ZM158 116V117H159ZM181 116H183V117H181ZM223 116V117H222ZM257 116L258 117H260L261 116V118L259 119V118H257ZM25 118V121H23V119ZM30 117V118H29ZM91 117H93V118H91ZM149 117V118H150ZM153 117V118H152ZM155 117V118H154ZM172 117L174 118V123H176V121L178 120V117H180L179 119H182L184 122H185V119L186 118H189V119H191L192 117V121L191 120H188V119H186V121L188 120L190 123H187V124H190V125H192L190 128L188 127V126H190V125H187L186 123H184V125H187V126H185V127H183V125H182V123H180L179 121V124H181L180 126H182L183 127V130H184V128H185V130L184 131H186V128L188 129L189 128V130H188V133H181V134H183V135H185L184 137H186V140L184 139L183 140V138H182V135H180L179 136V134H177V135H175L180 129H181V127L179 128V130H178V128H176L177 130H173L172 128L171 129H169L170 128V126H175V124L174 125H172L173 123H172V121L171 120H173L172 119ZM185 117V118H184ZM20 118H22V122H21V120H20ZM77 118V117H76ZM157 118V119H156ZM176 118H177V120H176ZM207 118H210V119H207ZM29 119V120H28ZM79 119V117L77 118V120ZM135 119H137V120H139V122L136 120L135 121ZM167 119V120H166ZM171 119V120H170ZM193 119H194V121H193ZM205 119H207V121L204 123V121H205ZM261 119V120H262ZM20 120V121H19ZM56 120V119H55ZM76 120V121H77ZM92 120V121H91ZM94 120V121H93ZM101 120V121H100ZM126 120V121H125ZM167 121V123L166 122H160V121ZM182 120H180V121H182ZM241 120V121H240ZM260 120V121H261ZM83 121L84 122H86L85 124L87 125H85L84 123H83ZM146 121H147V123H149V125L151 124V125H153L154 126V124H155V127H148V128H146V125L147 126H149L147 123H146ZM196 121H197V124H195L196 123ZM57 122H58V119H57ZM80 122V123H79ZM88 122H91V124L89 125V123ZM124 122V123H123ZM146 123V125L145 126H142V124H145ZM178 122L176 123L177 124V126L179 125L178 124ZM192 122V123H191ZM204 123V125H202V124H199V123ZM32 123V124H31ZM159 123V124H158ZM207 123V124H206ZM246 123V124H245ZM22 124V125H21ZM25 124V125H24ZM105 126H104V125ZM167 124H169L168 126L169 127H166L167 126ZM198 124H199V126L200 125H202L208 132H210V134L209 133H207V131H205L204 130V128L202 129V127L200 128L199 126H198ZM206 124V125H205ZM245 124V125H244ZM26 126V127H24V126ZM33 125H35V126H33ZM37 125V126H36ZM84 125H85V127H84ZM158 125V126H157ZM194 125H196L195 127H193ZM33 126V127H32ZM60 126H62L61 124H59V127L57 128V126L55 125V123H54V128L56 129H54V131L56 132V131H58L57 133H58V135H59V139H61L62 137H64V139H68L69 137V134H70V131H68V129H66V126H64L63 125V128L62 127H60ZM107 126H109V127H107ZM197 126L200 128V129H202L203 130V132L205 131L206 133H207V136L202 132V138H205V136H206V138H207V140H206V138L204 139V140H206L207 142H208V138H209V141L211 142H209L211 145H213L214 146V144L216 145V146H219L220 145V147H219V149L218 148H216V146H214L215 148H216V150L217 151H219V153L220 154H222L220 157H221V159L223 160V162L225 163L226 162V164H227V166H229V171L232 173L233 171V173L232 174H234L235 173V177H233V175H232V177H233V183H235L236 182V180L234 179V178H236L237 176L240 178H242V177H244V179H242V181L241 180H239L240 181V183H238V187H239V189L237 188L236 190H234V188L232 189V191H233V193L234 192H237V190L239 191V190H243V191H240V195H238L237 193H239V192H237L236 194H237V199H238V202H242V203H237V206H234V205H236V203L235 202H237L235 199V197H233V198H235L234 200H235V202H234V200L232 199V201L235 203L234 205H233V203H231V200L229 201L230 202V204H231V206H233L232 208H230L229 206H227L226 208H228L229 207V209H227V210H225L226 211V215L224 214V209H226L225 207H223L224 209H223V213L221 212V211H219V210H221V209H219V208H221V207H216L218 204H220L219 203V196H218V193L216 192V194H214V195H216V196H218L216 199H215V197L216 196H214L213 195V198H214V201L216 202V204H214V203H212L213 202V198H212V195H209V196H207L209 199H208V201L207 202H211V204H210V206L208 207V206H206L205 207V205L207 204V202L206 201H203L204 200V198H203V202L205 203L206 202V204H201V201H200V199L203 197V194L205 195L206 193V191H204V190H207V191H209L208 189H207V187H206V189H204L205 187V185H203L201 182V184L198 182V181H196V178H194L193 176H191V177H189V179L191 178V179H193V180H195V182H197V184L199 185H203V186H200L199 185V187L197 186V184L192 180V182L195 184V185H193L192 183H190V186H189V188L188 187H186V186H188L187 185V182H186V178L185 179H183L182 178V176L183 175H181L180 174V172L182 171V169L184 170V167L182 168V167H180L179 166V162L182 160L183 162L184 161H186V163H183L182 162V164H180V165H183V164H185V165H183V166H187L188 168H189V165H191V164H193L194 162L196 163V162H200V169H201V171H203V169L204 170H206L207 169V167L209 166L208 164H206V166L207 167H203V164H205V163H203L202 161H201V158H199V160H197V156L199 155L198 153H197V151L200 153V149L201 148H204V149H206L209 145L208 144H206V142H204V144H202L201 142L199 143L201 146L199 147V144H198V140H199V138H200V140L202 139L201 138V135L199 136V138L198 137H195V136H198L199 134H198V132L196 131L197 129H199V128H197ZM251 126V127H250ZM101 127V128H100ZM106 127H107V129H106ZM129 127V129H130V131L129 132H132V130H133V132L132 133H128V131L127 130H125L126 128H128ZM164 127V128H163ZM60 128V129H59ZM83 128H85V130H83ZM110 128V129H109ZM156 130H155V129ZM159 128H161L160 130H159ZM193 128V129H192ZM26 129V130H25ZM64 129H65V131H64ZM128 129V130H129ZM147 129V130H146ZM148 129H150L149 130V132L151 131V134L148 132ZM166 129H167V131H166ZM175 129V128H174ZM192 129V130H191ZM199 129V130H200ZM210 131H209V130ZM225 129V130H224ZM252 129V130H251ZM24 130V131H23ZM28 130V131H27ZM70 130V129H69ZM96 130V131H95ZM99 130H100V132H99ZM154 130L156 131V132H154ZM163 130V131H162ZM169 130V131H168ZM182 130V129H181ZM260 130V131H259ZM26 131V132H25ZM32 131V132H31ZM90 131H93V132H90ZM105 131V132H104ZM138 132V133H136V132ZM146 131V132H145ZM165 131V132H164ZM174 132V131H176V133L174 134V133H172L171 134V132ZM196 131V133L195 134H193L194 132ZM218 131V132H217ZM257 131V132H256ZM101 132H102V135H101ZM156 133V134H154V133ZM161 132V133H160ZM180 132V131H179ZM190 132V133H189ZM200 131H199V133H201ZM212 132V133H211ZM256 132V133H255ZM66 133V134H65ZM104 133V134H103ZM153 133V134H152ZM167 133V134H166ZM235 133V134H234ZM17 134V133H16ZM15 134V135H16ZM62 134H63V136H62ZM65 134V135H64ZM68 134V135H67ZM98 134V135H97ZM107 134V135H106ZM137 134V135H136ZM149 134V135H148ZM162 134V136L164 137V138H162L160 135ZM169 134V135H168ZM170 134H171V136L172 137H174V141H171V136H170ZM186 134H188L187 136H186ZM197 134V135H196ZM211 134H213V137H211V136H209V135H211ZM228 134H230V135H232V136H230L229 135V137H228ZM237 134V135H236ZM256 134V135H255ZM25 135V136H24ZM61 135V136H60ZM97 135V136H96ZM116 135V136H115ZM168 135V136H167ZM261 135V136H260ZM66 136V137H65ZM148 136V137H147ZM149 136H151V137H149ZM156 136H157V138H156ZM166 136L168 137V138H170V141H171V143H169V139L168 138H166ZM192 136V137H191ZM204 136V137H203ZM224 136H225V138H224ZM255 136H257V137H255ZM61 137V138H60ZM123 137V138H122ZM194 137L195 138H198L197 140L196 139H194ZM211 137V138H210ZM217 137V138H216ZM221 137V138H220ZM234 137H235V139H237V140H235L234 139ZM263 137V138H262ZM24 138V139H23ZM45 138V137H44ZM108 138V139H107ZM132 138V139H131ZM159 138V139H158ZM214 138V139H213ZM238 138H239V142H241L239 145H238ZM258 138V139H257ZM259 138L261 139V140H259ZM47 139V138H46ZM63 139V138H62ZM99 139V140H98ZM110 139H112V140H110ZM128 139V140H127ZM129 139H131V140H129ZM136 139V140H135ZM167 139V140H166ZM191 139H194L195 141L193 142V141H191ZM226 139V140H225ZM249 139V140H248ZM256 139V140H255ZM20 140H22V144L21 145H19L20 143ZM98 141V143H97V141ZM103 140V141H102ZM108 140H110L111 142H108ZM133 140H135L136 142H137V140H139V142H137V143H134V141ZM199 140V141H200ZM216 140H218V141H216ZM223 140H225V141H223ZM257 140H259V141H257ZM263 140V141H262ZM28 141H30L29 143H28ZM46 141V140H45ZM47 141H49V140H47ZM53 141V140H52ZM51 141V142H52ZM104 142V146H103V144H102V142ZM132 141V142H131ZM140 141H141V143H140ZM187 141V142H186ZM203 141V140H202ZM219 141L221 142V143H219ZM262 141V142H261ZM50 142V141H49ZM49 142H48V144H49ZM100 142V143H99ZM152 142L154 143V144H152ZM174 142V143H173ZM184 142H186V143H184ZM191 142H193V143H197V145H195L194 144V146L195 147H193V145H192V147L193 148H196V150L194 151L193 150V148H191ZM212 142H213V144H212ZM224 142V143H223ZM237 142V143H236ZM256 142H261L260 144L259 143H256ZM133 143V144H132ZM138 143H140V144H138ZM4 142H0V145L1 146H4ZM29 144V145H28ZM34 144V145H33ZM134 144H135V146H134ZM138 144V145H137ZM171 144L173 145V147L171 146ZM187 144V145H186ZM222 144L224 145V147L222 146ZM259 144V145H258ZM79 145L80 146H82L83 148H81V149H83V150H81L80 148H79ZM166 147H165V146ZM203 145V146H202ZM206 145H208L207 147H206ZM243 145V148L242 149H239L241 146ZM20 146H24L26 149H25V151L23 150V151H19V150H22V148H24V147H20ZM27 146H28V148H27ZM43 146V147H44ZM171 146V147H170ZM178 148H177V147ZM212 146V147H213ZM237 146H240V147H237ZM262 146H263V143H262ZM19 147V148H18ZM86 147V148H85ZM164 147V148H163ZM168 147H169V149H168ZM221 147L223 148V149H221ZM258 147V148H257ZM264 147V146H263ZM49 148L51 149V150H49ZM79 148L80 150H81V152H78V151H76L77 149ZM84 148H85V150H84ZM171 148V149H170ZM190 148H191V152L189 153V151H190ZM228 148H229V150H228ZM28 149H29V154L32 156H30V155H28ZM76 149V150H75ZM136 149L138 150V152L136 151ZM178 149V150H177ZM179 149H181V150H179ZM198 149V150H197ZM203 149V150H204ZM226 149V150H225ZM233 149V150H232ZM259 149H261L260 151H259ZM14 150H15V152H14ZM79 150V151H80ZM92 150V151H91ZM96 150V151H95ZM151 150V152L152 153H150L149 154V152L147 153V154H142V155H144V156H142L141 155V157H138L137 159H134V158H136L137 156H140V152L141 153H143V152H147V151H150ZM166 150H167V152H166ZM184 150V151H183ZM202 150V151H203ZM240 150H242V153H241V151ZM48 152L49 151V153L51 152V151H54V152H52V154H54V155H52L51 153L49 154V153H46V152ZM140 151V152H139ZM169 151H170V153H172L173 154V156H172V154H169ZM225 151H226V153H225ZM23 152V153H22ZM42 152H45V153H43L42 154ZM93 154H92V153ZM184 152H186V153H184ZM193 152V154H191ZM194 152H196V153H194ZM222 152V153H221ZM17 153V154H16ZM77 153V154H76ZM137 153V154H136ZM178 153H179V156H180V153L182 154V156L183 157H185V158H183L182 156H180V158H183V159H185V160H183V159H181L180 160V158L178 159V157L179 156H177L178 155ZM45 154V155H44ZM56 154V155H55ZM76 154V155H75ZM81 154V155H80ZM86 154V155H85ZM100 154H103V156L104 155H107L108 154V158L106 159V160H101L100 158H99V156H96V155H100ZM134 154L135 155H137V156H134ZM194 154H198L197 156L195 155V157H197V158H195L194 157ZM220 154H218V155H220ZM235 154V155H234ZM262 154H263V157H262ZM48 155V156H47ZM49 155L51 156V157H49ZM174 155L175 156H177V158L176 157H174ZM187 155H189V158L187 157ZM223 155H224V157H223ZM240 155V156H239ZM19 156V157H18ZM39 156H40V159H39ZM80 156V157H79ZM236 156V157H235ZM35 157H37V159L35 160ZM170 157V158H169ZM199 157H200V155H199ZM230 158V160L228 161V159L227 158ZM17 158V159H16ZM43 158V159H42ZM50 159L49 161H47V159ZM234 158V159H233ZM52 159V160H51ZM79 159V160H78ZM97 159H98V161H97ZM149 159V160H148ZM171 159V160H170ZM180 160L179 162L177 161V160ZM191 159V160H190ZM39 160H40V162H39ZM96 160V161H95ZM139 160V161H138ZM190 160V161H189ZM193 160V161H192ZM232 160H233V162H232ZM49 162L48 164H50V161H51V163H52V165L54 164V166H52L51 167V165H46L47 164V162ZM79 162V163H77V162ZM86 161V162H85ZM99 161H100V163H99ZM137 161H138V163H137ZM172 162V163H175V164H167V162ZM177 161V162H176ZM193 163H192V162ZM92 162V163H91ZM97 162V163H96ZM129 162V163H128ZM136 162V163H135ZM229 162V163H228ZM231 162V163H230ZM236 164H235V163ZM42 163V164H41ZM46 163V164H45ZM85 163V164H84ZM96 163V164H95ZM159 163H161V164H159ZM181 163V162H180ZM203 163V164H202ZM262 163H263V165H262ZM30 164V165H29ZM201 164H202V166H201ZM229 164V165H228ZM238 164V165H237ZM43 165H45V166H43ZM97 167H96V166ZM146 165V166H145ZM176 165V166H175ZM31 166V167H30ZM39 166V167H38ZM43 166V167H42ZM104 166V167H103ZM42 167V168H41ZM51 167V168H50ZM89 167H90V169H89ZM233 167H235V168H233ZM237 167V168H236ZM177 168V169H176ZM52 169H54V168H52ZM185 169H186V167H185ZM33 170H35V169H33ZM123 170V171H122ZM142 174H140L139 172ZM142 171V172H141ZM177 171V173H179L177 176H179V177H177L176 175V177L175 176H172V175H174V173ZM192 170H188V172H191ZM238 172V173H237ZM84 174H86L85 172H83ZM128 174L127 175V177H128V181L126 182V180H125V182H122V179H120L119 177L118 178H116V179H111L110 180V176L111 175H120V176H122V174ZM144 173V174H143ZM241 173V174H240ZM243 173V174H242ZM32 174V173H31ZM99 174H101V177L99 178V180H98V182L97 183H94V179L95 178H98V176L97 175H99ZM140 174V175H139ZM240 174V175H239ZM110 175V176H109ZM180 176H181V178H180ZM184 177V176H183ZM185 177H187L188 178V176H185ZM245 177L246 178H248V179H245ZM139 179V180H138ZM183 179V180H182ZM190 179V180H191ZM253 179H255V180H253ZM260 179V180H259ZM262 179V180H261ZM170 180L172 181V183L170 184ZM188 180V179H187ZM235 180V181H234ZM243 180H245V181H243ZM259 180V181H258ZM167 181L169 182V184L167 183ZM173 181H174V183H173ZM251 181V182H250ZM137 182V183H136ZM188 182H191V181H188ZM238 182V181H237ZM241 182H242V184H244V186H245V188L247 187V185L246 184H248L247 182H249V184H248V188L251 190L252 189V191L250 192V191H248L247 192V189L248 188H246V189H244L243 187V185L241 184ZM245 182V183H244ZM110 183V184H109ZM166 184H168V186L166 185ZM176 185L175 187H177V189L175 190L174 188H173V185ZM240 184V185H239ZM169 185H172V187L170 186L169 187ZM182 185V186H181ZM192 185V186H191ZM242 185V187H240ZM254 185H255V187H254ZM181 186V187H180ZM194 186V187H193ZM250 186V187H249ZM202 187H204V188H202ZM235 187V186H234ZM257 187V189H255ZM67 188H69L68 186H67ZM140 190H142V191H140ZM241 188V189H240ZM227 189L229 190V188L227 187ZM254 189V190H253ZM246 190V192L248 193V194H250L249 196H248V194L247 195H245V197L246 198H244V199H249L250 200V198H251V200H252V202H251V204L253 203V205H255V206H253L252 205V207H255L256 208V206L261 210V211H259V213H258V208H256V212H254L253 213V211H255L254 209L255 208H253V209H250L251 207H250V205L251 204H249V209L250 210H253L252 211V214H255V217H256V215H258L257 217L258 218H260V220H261V228L263 229H260L259 230V226H254V225H252L253 223H252V221H251V219L250 220H247V219H249V217L250 216H252L251 218L252 219H255V221H254V224H256V221L258 220V218H257V220H256V218L254 217L253 218V215L251 214V212H250V210L249 209H247L248 208V205H246V203L249 201V200H247V201H245V200H241V196H243V192ZM173 191H174V193H173ZM193 191V193L195 192V196H197V198L198 197H201V195H202V197L201 198H198V201H193V198L195 197H192L193 195H190L191 194V192ZM253 191L256 193H254V195H255V198L253 197ZM258 191H260V192H258ZM172 192V193H171ZM190 192V193H189ZM201 192H204V193H202L201 194ZM250 192V193H249ZM142 193V194H141ZM169 193H170V195H169ZM175 193H179V194H181V195H179V194H177V195H175ZM186 193V194H185ZM196 193L199 195H196ZM208 193V192H207ZM245 193V192H244ZM260 193V194H259ZM161 194V195H160ZM171 194H172V196L174 197L173 198V200H172V196H171ZM209 194H211L210 192H209ZM235 194V193H234ZM235 194V195H236ZM46 195L47 196H51V198L52 197H54V193H46ZM147 195H149L148 196V199H147ZM153 197V195H154V199L151 197V196ZM206 195H208V194H206ZM167 196H171V198H169V197H167ZM240 196V197H239ZM251 196V197H250ZM190 197V198H189ZM207 197H206V199H207ZM244 197V196H243ZM242 197V198H243ZM250 197V198H249ZM255 199L254 200V202L256 203V204H254V202H253V198ZM146 198V199H145ZM153 199V201L152 200H150V199ZM168 198H169V200H171V201H168ZM210 198H211V201H209L210 200ZM138 199H141L142 200V202H141V200H138ZM155 199H157V200H155ZM194 199H196V198H194ZM144 200V201H143ZM178 200H181V201H178ZM186 200H188L187 202H186ZM239 200H241V201H239ZM250 200V201H251ZM261 200H260V203H261ZM139 201V202H138ZM160 201H161V203H160ZM173 201H178V202H174V203H172V206H170L171 204V202H173ZM250 201H249V203H250ZM170 202V203H169ZM202 202V203H203ZM218 202V203H217ZM243 202H244V204H243ZM142 203L144 204H146V205H142ZM149 203V204H148ZM176 203V204H175ZM178 203V204H177ZM147 204L149 205V208L147 207ZM167 204H170L169 206L167 205ZM174 204V205H173ZM181 204V205H180ZM212 204H214L215 205V208L214 207H212V212L211 211H208V210H210V209H207V207L208 208H211V206H212ZM222 204V203H221ZM227 205H229V203H226ZM226 204H222L221 206H223V205H226ZM262 204H264V203H262ZM153 205V206H152ZM179 205V206H178ZM209 205V204H208ZM213 205V206H214ZM239 205H244L245 206V208L243 207V206H239ZM95 206V205H94ZM93 206V207H94ZM147 208H146V207ZM153 207L154 209H152V208H150V207ZM166 206H168V207H166ZM175 206H176V208H175ZM201 206V207H200ZM219 206V205H218ZM247 206V207H246ZM179 207V208H178ZM240 208L239 209V211H241V209L243 210V209H245V211H243V212H240V215H242V216H240V218L241 217H244L243 219H245L246 220V222H245V220L243 221V222H245L246 224H242L243 222L242 221H240V218H239V221L241 222H239V224H231V223H226V222H228V219H230V218H233V215L231 216V217H228L227 215H229V212L230 211H228V210H230V209H235V208ZM182 208V209H181ZM100 209V210H99ZM157 209V210H156ZM159 209V210H158ZM194 209H196V210H194ZM205 209V210H204ZM213 209H219L218 211H216V212H214V210ZM258 209V210H257ZM117 210V211H116ZM155 210V211H154ZM183 210V211H182ZM194 210V211H193ZM207 210V211H206ZM236 210V209H235ZM235 210H234V212H233V214L235 215V213H237V212H239L238 210H237V212H235ZM246 210L248 211L247 213H249V214H251L250 216H249V214H247V213H245L246 212ZM125 211V212H124ZM189 211H191V212H189ZM204 211H205V213H204ZM263 211H264V209H263ZM211 214H210V213ZM228 212V213H227ZM105 213H107V215H105ZM243 213H245V214H247L248 216L246 217ZM123 214V215H122ZM238 214V213H237ZM261 214V213H260ZM122 215V216H121ZM202 215V216H201ZM204 215V216H203ZM239 215V214H238ZM237 215V216H238ZM141 216H143V217H141ZM208 216H210V217H208ZM222 219L223 217L225 218V223H224V225H223V223H221V221L219 220V217ZM212 217V218H211ZM228 217V218H227ZM236 216H234V218H235ZM156 218V219H155ZM223 218V219H224ZM227 218V219H226ZM143 219V220H142ZM154 219V220H153ZM211 219V220H210ZM223 219H222V221H223ZM236 219V218H235ZM106 220V221H105ZM158 220V221H157ZM232 220H234V219H232ZM236 220H238V219H236ZM260 220H258L259 222H260ZM109 223H108V222ZM248 221V222H247ZM249 221H251V222H249ZM257 221V224L259 223ZM105 222V223H104ZM224 222V221H223ZM229 222H234V223H236V221H229ZM157 223V224H156ZM159 223V224H158ZM155 224V225H154ZM106 225V226H105ZM248 225H249V228H248ZM259 225V224H258ZM159 226V227H158ZM166 226H167V230H166ZM170 228H169V227ZM152 227H154L153 229H152ZM259 227V228H258ZM148 228H151V229H148ZM157 228V229H156ZM159 228V229H158ZM253 228V229H252ZM156 229V230H155ZM238 229V230H237ZM243 229V230H242ZM250 229H252V231L250 230ZM145 232H144V231ZM160 230V231H159ZM168 230H169V232H168ZM236 230V231H235ZM175 231V232H174ZM244 231V232H243ZM245 231H246V234H245ZM253 231H255V232H253ZM140 232H142V233H140ZM168 232V233H167ZM174 232V233H173ZM253 232V233H252ZM260 232V233H259ZM137 233V234H138ZM151 233H150V235H151ZM156 233V232H155ZM169 233H171V234H169ZM256 233V234H255ZM138 234V235H139ZM146 234V233H145ZM178 234V235H177ZM247 234H248V236L249 235H251L252 237H254L253 239H254V241H255V239H256V241H258V243H257V246L255 245L256 244V242L253 244V240H247ZM127 235H129V237L131 236V237H133V235H135L134 234V232H133V230H131V231H127V230H123V239H124V245L125 246H128L129 245V243L131 242V240L130 239H127V238H125ZM138 235H137V237H138ZM166 235V236H165ZM180 235V236H179ZM185 235L186 236H188L187 237V240H184V238H185ZM192 235V236H191ZM194 235V236H193ZM209 235V236H208ZM261 235H263V236H261ZM142 236V235H141ZM174 236H176V240H177V238L179 237L180 239H181V237H182V239L181 240H184V246L181 244V243H179L180 241L179 240H177V242L175 241V240H173L172 238ZM178 236V237H177ZM243 236V237H242ZM250 236V237H251ZM259 236V237H258ZM118 236H115L114 237V241H111V244H115L117 241H118V239L117 240H115L116 238H117ZM151 237V236H150ZM150 237H148V239L147 238H145V239H147V241L148 240H150L151 238ZM184 237V238H183ZM245 237V238H244ZM251 237V238H252ZM139 238V237H138ZM160 238V237H159ZM189 238H191V242L189 241L190 239ZM244 238V239H243ZM262 238V239H261ZM171 239H172V241H174V242H172L171 241ZM175 239V238H174ZM186 239V238H185ZM202 239V240H201ZM258 239V240H257ZM152 240V244L154 245V243H153V239H151ZM159 240V239H158ZM194 240V241H193ZM245 240V241H244ZM144 241H146V240H144ZM146 241V242H147ZM168 241H169V243H168ZM172 243H171V242ZM185 241H189V242H187L188 243V247L190 246L191 248H189V249H191V253H188V248L187 247H185L187 244L185 243ZM197 241L201 244V242H202V244H201V248H200V245H198L197 244ZM201 241V242H200ZM248 241V242H247ZM150 244H149V246L151 247L152 245H151V241H148ZM250 242V243H249ZM142 243H140L141 245H142ZM169 244L170 245V247H171V245H173L171 248H167V249H165L166 248V246H167V244ZM173 243H175V244H173ZM177 243H179L180 245H178ZM191 245H190V244ZM203 243H204V245H203ZM206 243H207V246H206ZM162 244V245H161ZM214 244V245H213ZM250 244H252V245H250ZM140 245V246H141ZM155 245L152 247V249H155ZM164 245V247H162ZM182 245V246H181ZM205 247V248H207L208 246H209V248L211 249V247H213L211 250L209 249V248H207L208 250H210V251H208L207 249H205L203 246ZM220 245V246H219ZM261 245V246H260ZM139 246V247H140ZM217 246H219V247H217ZM222 246V247H221ZM142 247H143V245H142ZM142 247H140V250H141V248ZM169 247V246H168ZM199 248V250H198V248ZM224 247H226V248H224ZM228 247V248H227ZM262 247V248H261ZM175 248V249H174ZM179 248L181 249V250H183V251H187V254H188V257H186L185 255H184V260L185 259H187V260H183V258H182V260L181 259H179V261L178 260H176V258L178 259V257H181V256H183V254H184V252H182V251H179ZM197 248V249H196ZM204 248V249H203ZM142 249V250H143ZM171 249L172 250H175L176 252H173V253H177V252H180V253H178V254H176V256L174 257V258H172V256H174V255H172L173 253L172 252H170V253H172V254H166L168 251H171ZM176 249H178V251L176 250ZM200 249H201V254H200ZM215 249V250H214ZM263 249V250H262ZM114 250H115V248H114ZM138 250H139V248H138ZM138 251V253H141V251ZM168 250V251H167ZM206 250V251H205ZM214 250V251H213ZM217 250V251H216ZM231 250H233V251H231ZM239 250V251H238ZM243 251V252H241V251ZM252 250V251H251ZM259 250H261V251H259ZM195 251H196V253H195ZM212 251V252H211ZM110 252H112V250L110 251ZM181 252H182V254H181ZM190 252V251H189ZM209 252V253H208ZM216 252H217V254H216ZM258 252H261V253H258ZM153 254V255H150V258H149V254ZM158 254V255H156V254ZM162 253H165L166 254V256L168 257V256H171L170 258L168 257L167 259L165 258L166 256H164ZM205 253V254H204ZM221 253V254H220ZM226 253H229V254H226V256H225V254ZM112 254V253H111ZM146 254V255H145ZM155 254V255H154ZM160 254V255H159ZM162 254V255H161ZM180 254H181V256H180ZM186 254V253H185ZM191 254V256L192 255H194L195 256V254L198 256L199 255V257L201 258V259H197L196 258V256L195 257H193V258H191L189 255ZM206 254H207V256H206ZM223 254V255H222ZM148 255V256H147ZM204 255H205V257H204ZM215 255V256H214ZM241 257H240V256ZM260 255H263V256H260ZM153 256H155V259H154V257ZM178 256V257H177ZM236 256V257H235ZM239 256V257H238ZM153 257V258H152ZM191 259H190V258ZM223 257V258H222ZM225 257V258H224ZM227 257V258H226ZM188 258L190 259V261H188ZM203 258V259H202ZM229 258V260L227 261V259ZM257 258H259V259H257ZM198 262H197V261ZM205 260V261H204ZM210 262H208V261ZM219 260V261H218ZM174 261V262H173ZM182 261V262H181ZM172 262V263H171ZM186 262V263H185ZM227 262V263H226ZM264 262V261H263ZM221 264V263H220ZM264 264V263H263Z\"/></svg>",
	"mask_w": 264,
	"mask_h": 264
},
{
	"label": "bare ground",
	"instance_id": "obj_2",
	"mask_svg": "<svg viewBox=\"0 0 264 264\" xmlns=\"http://www.w3.org/2000/svg\"><path fill=\"white\" fill-rule=\"evenodd\" d=\"M52 3H54L53 1H56V0H50ZM63 1V0H62ZM61 1V3H63ZM79 1V0H78ZM94 1V0H93ZM112 1V0H111ZM115 0H113V2H114ZM123 3H125L123 0H121ZM120 1V2H121ZM126 1V0H125ZM129 1V0H128ZM131 1V0H130ZM143 2H142V5L144 4V1L145 0H142ZM156 0H154V1H152V5H153V3L155 2ZM169 1H171V0H169ZM174 1H176V0H174ZM186 2L187 1H189V3H191L190 2V0H185ZM184 1V2H185ZM199 2L197 3V4H200V1L201 0H198ZM204 1V3L205 2H207V0H203ZM211 1V0H210ZM225 1V0H224ZM228 1H231V0H228ZM239 2H240V4H239V6H238V4L237 5H234L236 8H237V10L239 11H241V13L244 15V16H242V17H246V15L244 14V13H247L249 10V12H250V15L253 13L252 11H256V9H257V7H259L258 5H260L261 7L263 6V2L261 3V4H259L260 2H258L259 0H257V2L256 1H254V2H256V4L257 5H255V3L253 4V6H254V9L255 10H253V9H251L253 6H252V4L251 5H248V8H249V10H248V8H245V10L247 9L248 11L247 12H245V10H244V8H243V10L241 9V3H243L244 1H246V0H242L243 2H241L240 0H238ZM237 1V2H238ZM31 3H32V0L30 1ZM66 2H67V0H66ZM71 3V5H70V7L69 8H65V7H63V5H61V3L59 4H53L52 5V7H53V9L54 10H56V11H58L59 10V13L63 16V17H66V18H70V19H72L73 18V15H72V13L73 14H75L74 13V10H75V8H74V4H76V1L75 0H69L68 1V3ZM106 2V1H105ZM121 2V4H120V6H123V3ZM127 2V1H126ZM132 2H134V4H138L139 5V3H137L136 2V0L134 1H132ZM140 2H141V0H140ZM180 2H183L182 0H180ZM185 2V4L184 5H186L187 3ZM192 2L194 3V0H192ZM197 2V1H196ZM212 2V4L214 5L215 3H214V1H211ZM233 2V1H232ZM231 2V3H232ZM250 2H252L253 3V1H250ZM249 2V3H250ZM80 3V2H79ZM108 3V2H107ZM115 3V2H114ZM128 3H131V2H128ZM128 3H126L128 6L129 5H132V6H135L134 4H128ZM149 2H147V4H148ZM151 3V2H150ZM167 3V2H166ZM170 3V2H169ZM203 3V2H202ZM230 2H229V4L228 5H226V7L228 6L230 9L231 8H234L235 9V7H233V5L231 4ZM67 4V3H66ZM95 4V3H94ZM98 4V3H97ZM109 4V3H108ZM146 4V5H147ZM194 4H196V3H194ZM233 4H234V2H233ZM99 5V4H98ZM125 5V4H124ZM127 5H125V6H127ZM136 6V8L137 7H139V6ZM152 5L151 4H149L148 6L150 7V8H152ZM188 5H190L191 6V4H188ZM201 5H203V4H201ZM204 5H206V4H204ZM229 5H232V7H230ZM4 6H6V5H4ZM10 3H9V8H8V10L10 11ZM73 6V7H72ZM109 6H110V8H111V11H112V7L114 6V4H112L111 5V2H110V4H109ZM154 7H155V4L153 5ZM165 6H167V5H165ZM251 6V7H250ZM255 6H256V8H255ZM6 7H8V6H6ZM12 7V6H11ZM72 7V8H71ZM75 7H76V5H75ZM117 7H118V9L119 8H121V9H119V10H117V12L118 13H121V11L120 10H122L123 8L122 7H119L118 6V2H117ZM131 7V6H130ZM130 7H127V8H129V10L130 9H134L135 7H132V8H130ZM159 6H158V3H157V10L156 11H154L153 9V11L150 9L149 10V8L147 7V6H145V4L141 7V11H143V17H145V14H146V11L147 10H149V12L151 13V12H157V13H154L155 14V18H159V14H161V13H166L167 11H163V9H162V11L161 10H159V8H158ZM174 7V6H173ZM186 7V6H185ZM195 7H197V6H191L190 8H193V9H195L196 10V13H197V11H199L200 10V12L201 13H203L205 10L204 9H199L198 7L197 8H195ZM200 8H202L201 6H199ZM204 8H205V6H203ZM214 7H216V4L214 5ZM219 7V6H218ZM260 7V8H261ZM13 8V7H12ZM11 8V13L12 14H14L13 13V9ZM96 8V7H95ZM126 8V7H125ZM125 9L126 10V13H128L127 11H129L128 9ZM135 8V9H136ZM156 8V7H155ZM188 8V7H187ZM206 8L208 9V4H207V6H206ZM210 8V7H209ZM239 8V9H238ZM260 8H258L259 9V12H260V14H263V13H261V11L263 12L264 11V7L263 8H261V9H263V10H261ZM74 9V10H73ZM135 9H134V11L132 12V10H130L129 12H131V14L132 13H135L136 14V11H138V8H137V10L135 11ZM189 9V8H188ZM187 9V10H188ZM199 9V10H198ZM233 9V10H234ZM7 10V11H8ZM124 10V11H125ZM159 10V11H158ZM186 10V11H187ZM190 10V9H189ZM188 10V11H189ZM195 10L194 11H189L190 12V16L191 17H195L194 15L196 14L195 13ZM210 10V9H209ZM213 10V9H212ZM217 10V9H216ZM219 10L221 11L222 9L219 7ZM229 10V9H228ZM232 10V11H233ZM236 9H235V14L233 13V14H231V12H230V14H228L229 16L230 15H235L236 17H238L237 15V13H238V11H237ZM261 10V11H260ZM91 11V9L88 11V12H90ZM96 11V10H95ZM95 11H93L92 10V12H95ZM120 11V12H119ZM123 11V10H122ZM123 11V12H124ZM239 11V12H240ZM258 11V10H257ZM92 12L90 13L91 14V17L94 15V14H92ZM200 12H199V14H200ZM208 12V11H207ZM206 12V13H207ZM234 12V11H233ZM259 12H254L253 14H252V18H250L251 19V22H250V20L248 19L249 18V13H247L248 14V18L246 19V20H249V23H252V20H253V25H254V23L256 22V20L255 19H257L256 17H260L261 18V16L262 15H258V16H255L257 13H259ZM31 13V12H30ZM37 13V12H36ZM36 13H35V15H36ZM153 13H151V14H153ZM192 13H195L194 15L192 14ZM223 13H224V15L226 14V20H228L229 22H231L232 20H230L229 18H228V16H227V13L226 12H224V10H223ZM222 13V14H223ZM240 13V16H239V18L241 17V14ZM130 14V18L128 17L129 16V13L128 14H125V12H124V15H128L127 17L129 18H126V16H124V22H123V20H121L119 17H120V15H118V14H116V15H118V19H120V24L119 23H117V27H119L120 28V30L119 29H117V30H119V32H117L119 35H120V33H121V35L118 37V39L120 40V39H124V38H122V37H125V35L123 34L124 33V29H122L121 30V26H118V25H121V22L123 23V25L122 26H125V27H128L127 26V24H125V23H130L131 22V20H132V18H134L133 16L135 15H131ZM147 14H148V12H147ZM153 14V15H154ZM166 14H170L169 12L168 13H166ZM181 14H184L183 12L181 13ZM199 14H197V15H199ZM209 14H211V13H209ZM255 14V15H254ZM40 15V14H39ZM76 15V14H75ZM82 15V14H81ZM102 15H103V13H102ZM141 15V16H142ZM185 15V14H184ZM201 16L202 15H204V16H202V18L203 19H205V16L206 17H208V15L207 14H200ZM255 16V18H254V16ZM27 16H29L28 14H27ZM41 16V15H40ZM148 16V17H147ZM146 17H147V19L148 20H146L147 22L149 21V19L151 18L150 16H149V14L147 15ZM161 16H163V17H166L165 15H162L161 14ZM180 16H182V17H180ZM209 16H211L213 19H216L217 17H219V15H217V17L216 16H214L213 14H211V15H209ZM223 16V15H222ZM234 16V20L236 19V17ZM8 17H9V15H8ZM33 17V16H32ZM42 17V16H41ZM121 17H122V15H121ZM141 18L142 20L144 19V18ZM179 17L182 19V20H184L183 18V15H179ZM189 16H186V20H188L189 21V19L191 18V17H189ZM231 17H233V16H231ZM241 17V18H242ZM251 17V16H250ZM264 17V16H263ZM10 18V17H9ZM22 18V17H21ZM20 18V19H21ZM169 19H170V23L168 22V24H165L164 23V21H163V25L165 24V26L164 27H166V28H168V30L170 29L169 27H171L172 25V23H171V21H172V19H171V17H168ZM196 18L198 19V17L196 16ZM196 18H194V19H196ZM199 18H201V17H199ZM254 18V19H253ZM17 19H19V18H17ZM74 19V18H73ZM92 19V18H91ZM127 19H128V21H127ZM161 19V18H160ZM162 19H165V18H162ZM169 19H168V21H169ZM218 19V18H217ZM219 19H220V17H219ZM259 19V18H258ZM33 20V19H32ZM37 22H39L37 19H35ZM48 20V19H47ZM88 20V19H87ZM151 21H153V19H150ZM155 20V19H154ZM159 20V19H158ZM158 20H155L156 22H158ZM221 20V19H220ZM234 20H233V24H236V23H234ZM241 20V19H240ZM246 20H244V18H242V22L244 23V21L246 22V23H248V21H246ZM254 20H255V22H254ZM262 19H260V20H258L257 21V23L259 24V22L261 21ZM22 21V20H21ZM91 21V20H90ZM101 21V20H100ZM103 21V20H102ZM151 21H149L150 23H151ZM160 21V20H159ZM201 22L203 21V20H200ZM206 21V20H205ZM205 21H203L202 23H204ZM218 21V20H217ZM235 21H237V20H235ZM23 22V21H22ZM25 23L27 22V20L26 21H24ZM44 22V21H43ZM117 22H119L118 20H117ZM140 22V21H139ZM146 22V23H147ZM148 22V23H149ZM161 22H162V20H161ZM173 22V21H172ZM187 22V21H186ZM190 22V21H189ZM193 22V21H192ZM199 22V20L198 21H196V23H195V21H194V23L195 24H197ZM207 22V21H206ZM209 22H211V20L209 21ZM262 22V21H261ZM32 25H34L33 23H32V21L30 22ZM45 23H47V22H44L43 24H45ZM74 25L76 24V21H74V22H72ZM93 22H91V24H92ZM107 23V26H109L108 24V22H106ZM146 23H145V25H146ZM155 22L153 21V23H151V25H156V24H154ZM240 23V22H239ZM255 24V26H257L258 24ZM263 23H264V19H263ZM263 23H261V25L263 24ZM30 24V27L32 26ZM35 24H36V22H35ZM51 24V23H50ZM104 25H103V27L105 28V20H104V23H103ZM143 24V26L141 25V24H139L138 23V25H136V26H138V28H137V30L138 31H140L141 29L140 28H142V27H144V23H142ZM187 24H190V23H188L187 22ZM191 24H193V23H191ZM199 24H201L200 22H199ZM199 24H197V26L199 25ZM207 24V23H206ZM208 24H212V25H214L213 23H208ZM224 24V23H223ZM231 24V23H230ZM93 25V24H92ZM91 25V26H92ZM95 26H96V23L94 24ZM142 26V27H140V26ZM194 25V24H193ZM211 25V26H212ZM219 25H222V24H219V23H217V25L215 26L214 25V35L216 36L217 35V33H215V28L216 27H218ZM237 25V24H236ZM236 25H234V27H236ZM242 25V24H241ZM252 24H251V26H253ZM260 25V24H259ZM261 25H260V28H261ZM59 26V25H58ZM62 26H64V25H62ZM243 26V25H242ZM245 26V25H244ZM249 26H250V24H249ZM245 26L244 28L246 29V27H247V31L245 32V37L243 36H241L240 37V33H238V32H236V31H238V25H237V27L235 28V32L237 33H235L236 35H237V37L239 36L240 38H242V40L244 39L245 40V44H246V47L244 48L243 46V44H244V40L242 41L239 37H238V40H240V44H238V46L239 45H243V46H241L242 48H244L245 50L244 51H246V49L247 48H249L248 49V53L250 54V51L249 50H251V51H253V52H251L252 54H251V57L250 56H248V57H250V59H249V61H254L255 62V60L256 59H258V58H256V56H260V52H262V54H261V56L262 57H264L263 56V54H264V41L262 42V37H264V34H261L262 35V37H260V34L256 31V33L257 34H259L258 36H257V38L255 39L253 36H255V35H253V33L251 32V30L253 31L254 29H255V27H254V29H252V27L250 26ZM2 27V26H1ZM24 27V26H23ZM33 27V26H32ZM47 27H48V25H47ZM94 27V26H93ZM97 27V26H96ZM96 27L95 28H93V31L95 32L96 31ZM102 27V29L104 30V28ZM146 27H147V25H146ZM146 27H145V29H146ZM148 27H150V26H148ZM156 28L155 29H153V27L151 26L150 28L151 29H153V30H157V28H159V27H157V26H155ZM194 27H196V25L194 26ZM205 27V26H204ZM263 27V26H262ZM51 28V27H50ZM58 28V27H57ZM107 28V27H106ZM105 28V30H107ZM124 28V27H123ZM163 28V27H162ZM173 28V29H172ZM169 31H171V30H174V27H172ZM197 28V27H196ZM228 28H229V30H230V26H228ZM249 28V29H248ZM251 28V29H250ZM21 29V28H20ZM78 31L80 30V29H78V27L76 28ZM81 29H82V27H81ZM91 29V28H90ZM95 29V30H94ZM111 29V28H110ZM129 29H132V28H129ZM145 29H143L144 31H146ZM149 29V28H148ZM195 29V28H194ZM193 29V30H194ZM203 29H205V28H203ZM206 29H207V27H206ZM210 29V28H209ZM262 29H264V28H262ZM43 30H45V29H43ZM92 30V29H91ZM109 30V29H108ZM134 30H136L135 28H134ZM158 30H161V29H158ZM165 30V29H164ZM200 30H202V28L200 29ZM199 30V31H200ZM223 30V29H222ZM240 30V29H239ZM249 30H250V32H249ZM256 30V29H255ZM254 30V31H255ZM92 31V32H93ZM116 30H114V32H115ZM127 31V30H126ZM128 31H130V30H128ZM132 31H133V29H132ZM137 31V32H138ZM144 31L142 32V31H140L139 33H137V34H141V36H142V34L144 33ZM148 31H150V30H148ZM152 31V30H151ZM162 31V30H161ZM175 31V30H174ZM174 31H172V32H174ZM198 31V32H199ZM210 31H211V29H210ZM20 32V31H19ZM92 32H89V33H91V34H89V33H87V35H92L93 33ZM97 32L99 33V32H101V31H98L97 30ZM114 32H112L113 33V35H111V36H113L112 38L114 39ZM135 31H133V33H134ZM154 32V31H153ZM158 32H160V31H158ZM157 32V33H158ZM200 32H202V34L204 33L203 31H200ZM217 32V31H216ZM239 32H241V30L239 31ZM247 32H248V34L249 35H251L252 36V38H250V36L247 34ZM14 32H12V29L10 30V28H9V24H8V26H6V27H2V28H0V54H1V56H2V54L4 53H8V48L10 47V51L11 52H13V53H15L14 51H13V47L12 46H14V44L13 45H11V43H12V41H11V39H10V37H11V35L13 34ZM106 33L107 32H105L104 33V35H106ZM116 33V32H115ZM147 35L149 34V33H147V32H145ZM163 32H161V34H162ZM177 33H179V32H177ZM206 33V32H205ZM227 33H228V31H227ZM261 33H264V32H261ZM15 34H17V33H15ZM75 34V33H74ZM102 34H103V31H102ZM102 34H100V35H102ZM118 34H115V36L117 35L118 36ZM136 34V35H137ZM146 34H144V36L146 35ZM152 34H154V33H152ZM151 34V32H150V35L149 36H152V37H149V36H147L148 38H154L155 39V37H153L154 35H152ZM174 34V33H173ZM242 34V33H241ZM256 34V35H257ZM51 35V34H50ZM55 35V34H54ZM61 35V34H60ZM107 35H109V33H107ZM130 35V37H134L133 35H132V32H131V34H129ZM132 35V36H131ZM155 35H157L156 37L157 38H159L158 37V35H159V33L158 34H155ZM164 35V34H163ZM162 35V36H163ZM169 35H170V33H169ZM178 36V40H180V36H181V33L180 34H177ZM180 35V36H179ZM183 35V34H182ZM229 34H227V36H228ZM235 35V36H236ZM246 35H248V36H246ZM17 36H19V35H17ZM16 35L15 36H13V37H17ZM27 36V35H26ZM33 36V35H32ZM45 36V35H44ZM64 36V35H63ZM103 36V35H102ZM122 36V37H121ZM144 36L142 37L143 38V41H144V39H146V36H145V38H144ZM162 36H161V38H162ZM200 34L198 35V36H196V37H198V39L200 38V39H203V38H205L204 36L205 35H203V37L202 36H200ZM207 36V35H206ZM226 36V37H227ZM28 37V36H27ZM34 37L35 38H39L40 39V35H37L36 33H34ZM121 37V38H120ZM128 37V36H127ZM129 37V41H128V43H129V45L130 46H132L133 47V45L134 44H131L130 42H131V40L130 39H132V38H130ZM138 36H136V37H134V38H137ZM165 37H166V35H165ZM171 37V36H170ZM202 37V38H201ZM258 37H259V39H261V41L258 39ZM96 38V37H95ZM133 38V39H134ZM139 38H141L140 36H139ZM142 38H141V40H142ZM147 38V39H148ZM156 38V39H157ZM159 38L158 40L160 41L161 40V42H159L158 40H156V41H158L157 43L158 44H162V41L164 42V39L165 40H167V38H169L168 36L166 37V38ZM183 38H184V40L186 39L187 40V38H185V37H181V44L182 43H185V42H188L189 41V39L187 40V41H185V42H183ZM227 38H229V36L227 37ZM236 38V37H235ZM250 38V39H249ZM28 39V38H27ZM52 39V38H51ZM54 39V38H53ZM94 39V38H93ZM115 39H117V38H115ZM126 39V38H125ZM132 39V40H133ZM146 39V40H147ZM151 39V40H152ZM154 39H153V41H154ZM170 39V38H169ZM169 39L166 41L167 42V45H168V43H169ZM226 39V38H225ZM246 39H248L249 40V42H247V40ZM33 40V39H32ZM34 40H36V39H34ZM122 40H120L119 42H122ZM139 40V39H138ZM145 40V41H146ZM171 41H172V39H170ZM205 39H203V41H204ZM229 40V39H228ZM264 40V39H263ZM16 41V40H15ZM38 41V40H37ZM98 41V40H97ZM100 41V40H99ZM124 41H126V40H124ZM206 41V43L204 42V44L206 45L207 44V40H205ZM211 41V40H210ZM11 42V43H10ZM17 42V41H16ZM18 42H19V40H18ZM17 42V43H18ZM42 42V41H41ZM127 42V41H126ZM125 42V43H126ZM135 42H136V39H135ZM140 42V41H139ZM151 41H149V43H150ZM165 42V43H166ZM190 42V41H189ZM194 42V41H193ZM199 42H200V44H201V41L199 40ZM229 42H231L230 44V46L232 47L233 46V51H237V52H239V51H241L240 53H242V51H243V49L239 46L238 48H237V46L235 47L234 45H232V40H230ZM237 42V41H236ZM62 43H64V42H62ZM83 43V42H82ZM93 43V42H92ZM97 43V42H96ZM110 43H112V42H110ZM128 43H126L127 44V46H128ZM137 43V42H136ZM135 43V44H136ZM140 43H143V42H140ZM139 43V44H140ZM148 43V44H149ZM156 42L154 41V44H155ZM156 43V44H157ZM170 43H172V46L174 45V46H176L173 42H170ZM227 43V42H226ZM238 43V42H237ZM19 44V43H18ZM125 44V45H126ZM147 44V43H146ZM155 44V45H156ZM159 45V46H162V49H163V47H164V49H169V50H171V49H174L172 46H171V44L169 45V46H171L172 48L170 49V47L169 48H166L165 46H167L166 44H165V46H163V45ZM164 44V43H163ZM202 44H203V42H202ZM213 44V43H212ZM234 44V43H233ZM248 44H249V46H248ZM37 45V44H36ZM60 45H61V43H60ZM67 45V44H66ZM112 45H114V43H112ZM118 44H116V46H117ZM137 45H138V43H137ZM144 45V44H143ZM183 45H185V44H183ZM187 45V44H186ZM185 45V47L187 48V50H188V47ZM205 45H202L203 47H205ZM228 45V44H227ZM33 46V45H32ZM32 46H31V48H29L28 49V52L29 51H31V50H33L32 49ZM44 46V45H43ZM65 46V45H64ZM68 46H70V44L68 45ZM120 46H122V47H120ZM127 46H123V45H119V47L121 48V50L123 49V54L125 53V51L126 52H128L129 50V48H131V47H129V48H127ZM136 46V45H135ZM158 45H156L155 47V50H157L158 48H161V47H157ZM181 46V45H180ZM192 46V45H191ZM208 46H209V41H208V45H206V47L205 48H207L208 49V52H209V50H211V52H212V47H211V49H209L208 48ZM211 46V45H210ZM214 46V45H213ZM248 46V47H247ZM15 47V46H14ZM22 47V46H21ZM44 47H46V46H44ZM48 47V46H47ZM46 47V48H47ZM90 47H92V46H90ZM98 47V46H97ZM118 47V48H119ZM137 47V46H136ZM182 47V46H181ZM184 47V48H185ZM202 47V48H203ZM237 48V49H235V48ZM16 48V47H15ZM26 49H27V46L25 47ZM116 48V47H115ZM118 48L116 49V50H118ZM126 48H127V50H126ZM145 49H147L148 47L146 46V47H144ZM178 47H176V49L175 50H173V51H176V50H179V49H177ZM189 48H191V47H189ZM194 48V47H193ZM19 49V48H18ZM20 49H22V50H24L23 48H20ZM38 49H39V47H38ZM139 47H138V52H136L135 50V52L137 53V54H141L142 53V57L143 56H145V58H146V54H144L143 53V51L145 52V53H147V51L146 50H143V49H140V51H139ZM192 49V48H191ZM238 49H240V50H238ZM22 50H21V52H22ZM34 50H36V49H34ZM75 50V49H74ZM91 50V49H90ZM120 50V51H121ZM141 50H142V52H141ZM168 50V52H166V53H168V54H172V58L174 59V58H176L175 56H174V54H177V57L178 56H180V54L181 53H179L178 54V52L176 51V53L175 52H171V51H169ZM196 50V49H195ZM10 51H9V54H10ZM15 51H17V50H15ZM27 51V50H26ZM41 51V50H40ZM119 51V52H120ZM131 52H134L133 51V49L131 48V50H130ZM151 51V50H150ZM158 51H160L161 52V50H158ZM157 51V52H158ZM191 50L189 49V52H190ZM19 52V51H18ZM34 52V51H33ZM32 52V53H33ZM102 52V51H101ZM155 51L153 50V52L151 51V52H148L149 53V56H150V53L152 54V56H155V54H157V52H155ZM160 52H158V53H160ZM165 51L164 50H162V54L164 53ZM180 52V51H179ZM216 51H214V54H215V56H216V53H215ZM237 52H235V53H237ZM255 52H257V53H255ZM13 53H11V56H12V58H16L17 56H19V54H17V56H14V54ZM75 53V52H74ZM121 53H122V51H121ZM120 53V54H121ZM130 52H128V54H129ZM191 53V56H193V54L192 53H195V51H193L192 50V52H190ZM210 53V52H209ZM209 53H207V54H209ZM219 53V52H218ZM234 53V52H233ZM253 53H255V58L253 57ZM259 53V54H258ZM4 54H3V56H4ZM22 54H23V56H24V54H27L26 52H22ZM22 54H21V57H23L22 56ZM34 54V56H36V54L35 53H33ZM33 54H32V58H30V61H32L31 62V64H30V66H28L29 64H28V60H26V59H23L21 62H25L26 63V65H25V70H26V73H32V75H33V72L31 71L32 70V63H33ZM54 54L55 53H52V58H49V62H50V65H52L53 67H54V65L55 66H57L56 68L57 69H55L54 70V77L52 78L53 80H54V82H58V83H60V84H58V85H61V87H62V85L63 84H61V82H63L64 83V80H65V78H66V76L68 75L69 76V73H71V72H73V71H71V72H69V71H66V70H62L61 68H60V65H59V63H61L62 65H64L62 62H60V59H58V60H56V59H54V58H56V56H54ZM101 54H103V53H101ZM128 54H127V56H126V54H124V56H126V57H130V54H129V56H128ZM171 54H170V57H171ZM196 54H197V56H199V54L200 53H198V52H196ZM239 54V53H238ZM238 54H237V56H238ZM243 54H244V52H243ZM246 54L247 53H245V58H242V57H244V56H241V54H240V56H241V58H240V56H239V60L241 59V60H243V61H241L240 60V63L241 62H243V67L247 70V71H249L250 73H254V70H252L253 69V67L255 68L256 66H258V64H259V70H255V71H257V73H259V76H261L260 74L262 73V72H264V71H262V69H260L261 67H263V65H264V63L262 62L264 59H262V57L260 58L261 59V61H258L259 63L258 64H256V66L254 65V62L252 63L253 64V67L251 66L252 64H251V62H249V61H247L248 60V57L246 56ZM14 56V57H13ZM37 56H38V54H37ZM99 56H100V54H99ZM141 55H139L138 57H140ZM148 56V54H147V57L150 59V57L152 58V56H150L149 57ZM196 56V57H197ZM41 57V56H40ZM60 57V56H59ZM98 57V56H97ZM101 57V56H100ZM116 57H117V54H116ZM118 57H120L119 56V53H118ZM123 57V56H122ZM121 57V58H122ZM135 58H137V59H135V61H137L139 58L138 57H136V56H134ZM133 57V53H131V59L134 61V58ZM156 57V56H155ZM159 57V56H158ZM161 57V56H160ZM159 57V60H161L162 58H160ZM163 57L165 58V56H164V54H163ZM169 57V56H168ZM167 58V56H166V61L169 59H171L172 60V58ZM194 57V56H193ZM196 57H195V59H196ZM212 57H214V56H212ZM2 58V60L4 59V57H1ZM62 58V57H61ZM66 58H67V61L68 62H71V60H74V59H76L75 58V55H73V56H71L70 55V53H66ZM86 58V57H85ZM99 58V57H98ZM97 58V59H98ZM128 58H127V61H125V58H124V62H126V63H124V64H126V67L128 68V74H129V72L131 71V73L132 72H134V73H137V75L136 74H133V75H136L135 77H133V75H132V77L130 76V74L128 75V74H126V76H125V74L123 73V77L122 78H127V75H128V77L129 78H132V80H133V82H134V79H136V77H138L139 78V76L141 77V76H148V75H145V73L144 72H142V73H140V71H139V69H141V68H139V67H137L136 66V64H135V66L137 67H135V66H132V67H134L135 69H134V71H132V70H129V69H131L132 67H129V64L127 65V63H129L130 62V60H128ZM144 57H143V62H145L144 61V59H145ZM147 58V59H148ZM164 58H163V60H162V62L164 61ZM197 58H199V57H197ZM209 58H210V56H209ZM215 58V57H214ZM214 58H212L213 59V61H214ZM219 59H220V57H218ZM41 59H43V58H41ZM100 59H102V58H100ZM105 58H103L102 60L105 62V60H104ZM123 59V58H122ZM149 59L148 60H146V62L145 63H148L149 62ZM193 59V58H192ZM211 58H210V60H212ZM245 59V60H244ZM252 59H254V60H252ZM1 60V61H2ZM15 60V59H14ZM24 60H26V61H24ZM38 60V59H37ZM63 60H65L64 58H63ZM99 60V59H98ZM120 60V59H119ZM119 60H118V62H119ZM131 60V62H133ZM152 60V59H151ZM171 60H170V63H172L171 62ZM175 60V59H174ZM194 60V59H193ZM201 60H203V59H201ZM259 60V59H258ZM4 61H6V63L5 64H7L6 66H7V71H9L8 72V74H11L10 76H12L13 75V73L15 74L16 72H21L22 71V69H23V66H22V63L20 62H18V64L14 61V62H11V63H9L7 60H6V58L4 59ZM66 61V60H65ZM102 61V62H103ZM123 61L121 60V62L123 63ZM141 61V60H140ZM140 61H137V64H139V66H141L140 65ZM166 61L164 62V64L166 63ZM184 61V60H183ZM182 61V62H183ZM220 61V60H219ZM247 61V62H246ZM8 62V63H7ZM46 62V60L45 59H43V60H40V58H39V62H38V65L40 66V65H43L44 63ZM73 62V61H72ZM89 62V61H88ZM87 62V63H88ZM121 62H119V63H121ZM131 62H130V64H131ZM151 62H154V61H151ZM156 62V61H155ZM178 62H180L179 60H178ZM244 62H245V64H244ZM260 62H262V63H260ZM3 63V64H4ZM75 63V62H74ZM150 63V62H149ZM148 63V64H149ZM157 63V62H156ZM159 63V62H158ZM193 63H195V61L193 62ZM201 63V62H200ZM199 63V61H198V59H196V66L198 65V66H200L201 64ZM216 63H218V61L216 62ZM223 63V62H222ZM249 63V64H248ZM255 63H257V61L255 62ZM3 64H2V66H3ZM94 64H98V63H94ZM116 64V63H115ZM148 64H143V66L144 65H146L147 67H149V69L148 70H150L151 68V66L150 65H148ZM152 64V63H151ZM153 64H155V63H153ZM160 64H161V61H160ZM160 64H155L157 67V69H162L163 67H162V65H161V68L159 67L160 66ZM167 64H169V61H167ZM166 64V65H167ZM194 64V65H195ZM219 64H220V62H219ZM249 65V67H248V65ZM251 64V65H250ZM132 65V64H131ZM133 65H134V62H133ZM186 67H183L185 70L188 68L187 67V64H186V61H185V64H184ZM183 64L182 65H180V63H179V65H178V67L180 66V71H181V69H182V66H184ZM192 65V64H191ZM218 65V64H217ZM260 65H262L261 67H260ZM6 66H5V70H6ZM28 66V67H27ZM39 66H37L38 68H43V67H39ZM65 66V65H64ZM99 66V65H98ZM146 66L143 68L142 66V68L145 70V68H146ZM163 66H165V65H163ZM168 66V65H167ZM198 66H197V69H198ZM205 65H201L200 67H202V69H203V71H204V67ZM248 68H247V67ZM30 67V68H29ZM32 67V68H31ZM62 67V66H61ZM99 67H101V66H99ZM110 67V66H109ZM107 68V69H109V71H110V68ZM154 67V69L152 68L151 70L153 71V70H156V68H155V66H153ZM170 67H172V66H170ZM173 67H174V65H173ZM172 67V68H173ZM252 67V68H251ZM3 68H4V66H3ZM47 69H48V67H46ZM45 68V69H46ZM102 68V67H101ZM113 68V67H112ZM127 68H125V73L127 72L126 71V69ZM139 68V69H138ZM172 68H169V70H168V72L169 71H174V68L172 69ZM193 68V66L191 67V69ZM222 68V67H221ZM257 68V67H256ZM257 68V69H258ZM28 69H30L29 70V72H27L28 71ZM75 69H76V66H75ZM133 69V68H132ZM147 69V68H146ZM163 69H165V70H167L166 69V66H165V68H163ZM170 69H172V70H170ZM177 70H178V68H176ZM176 69H175V71H176ZM201 69V70H202ZM4 70V69H3ZM102 70V69H101ZM100 70V71H101ZM136 70H137V72H136ZM147 70V72H150L151 74H152V76H154V74H155V71L154 72H152V71H148ZM184 70V71H185ZM194 71H195V73H196V70L195 69H193ZM192 70V71H193ZM200 70V68L198 69V71ZM231 70V69H230ZM262 72H261V71ZM263 70H264V67H263ZM39 71V70H38ZM41 71H42V69H41ZM48 71V70H47ZM46 71V72H47ZM141 71H142V69H141ZM146 71V70H145ZM157 71V70H156ZM193 71V72H194ZM203 71H201V73L203 72ZM251 71H253V72H251ZM259 71V72H258ZM118 72V71H117ZM124 72V71H123ZM167 72V73H168ZM178 73H180L179 71H177ZM182 73H181V75H183V74H185V73H187V72H189V71H187V72H184L183 73V70L181 71ZM205 72V71H204ZM227 72V71H226ZM261 72V73H260ZM0 73H2V72H0ZM19 73L17 74V75H19ZM23 73V72H22ZM43 73H45V70H44V72ZM104 73H106V71H104ZM154 73V74H153ZM160 73V72H159ZM159 73H156V74H159ZM166 73V72H165ZM164 73V74H165ZM176 73V72H175ZM217 73H218V71H217ZM220 73V72H219ZM138 74H139V76H138ZM144 74V75H143ZM171 74V73H170ZM170 74L169 75H166V77H168V76H170ZM188 74V73H187ZM208 74V73H207ZM231 74H233V72L231 73ZM239 74V73H238ZM110 75V74H109ZM108 75V73H106V76H108L109 78L110 77H112V76H109ZM114 75V74H113ZM162 74L160 73V75H157L158 76V78L160 79V77L159 76H161ZM189 76H188V78H189V80L191 79V75L190 74H188ZM197 75V74H196ZM209 75V74H208ZM263 75V74H262ZM14 76H16V75H14ZM13 76V77H14ZM34 76V75H33ZM39 76H40V74L38 75V76H35L36 78H39ZM98 76V75H97ZM156 75H155V79H156V77H157ZM172 76H174V73H172ZM229 76H231V75H229ZM252 76V75H251ZM253 76H255L256 77V74L255 75H253ZM28 77H30V75H28V74H22V76H19V80H18V87H21V88H24V86L22 87V83H23V81H25V80H29L28 79ZM34 77V78H35ZM41 77V76H40ZM43 77V76H42ZM70 77V76H69ZM165 77V75L163 76V78L165 79L166 78ZM175 77V76H174ZM174 77H173V80H174V82L176 83V81L175 80H177V82L179 81L178 80V78L177 79H174ZM182 77V76H181ZM187 77V76H186ZM241 77V76H240ZM254 77V78H255ZM261 77H263V79H264V76H261ZM0 78H2V75H1V77ZM11 78L12 77H10V78H8L7 80H0V142H4L5 144H4V146H1L0 145V264H125V261H127V260H137V258H136V256L138 255L139 256V254H142V252L144 253H147V252H150L149 250H151V252H153L154 253V251L156 250V246L157 247H161L160 246V244L159 243H161V238H163V239H165V241H167V240H169L170 238H169V236H168V239H167V236L166 237H164V234H165V229H163V230H161V231H163V232H157V231H152L153 233H151V231L150 230H147L146 228H144V230H146V234L144 233V236H143V234H139L137 231H138V229H137V227L139 228H141V227H146V225H144V224H147L146 222L148 221V218L146 217L145 219H147V220H143V221H145V222H143V226H142V221L141 222H139L138 220V218H140V217H137L136 219L134 218L133 220H132V222H130L128 219H127V217H120V219H121V221L123 222L122 224H120V223H117V222H115L113 225H112V227H113V231H106L105 229H103V227L102 226H100V224H99V222H98V215H99V212L96 210V209H98V208H96V207H101V205L103 204V203H107L106 204V207H107V205L109 204V205H111L110 203H116L117 205H118V207H120L119 209H121V211H122V209L123 208H125V207H127V208H129L130 206L131 207H133L134 205H135V202H136V200H135V193H132V192H130L128 189L126 190V189H124L123 187H121V188H118L117 190H119V193H118V195H114V193H112V190L110 191V187H109V185L108 184H105V185H100L99 183H97L98 182V180H99V178L101 177V174H99V175H97L98 176V178H95L94 179V183H97L95 186H94V184H93V181H92V179H91V174L92 173H89V171H81V170H79L78 168H77V170H75L74 168H73V161L76 159L75 157H74V150H73V145H75V144H78V143H80L81 145H82V142H88V140H89V138L87 137V138H85V137H82V142H81V138L79 137V133H78V131H79V129H78V121L79 120H81L82 118V113L80 114V115H82L81 117L80 116H78L79 115V113H78V111L77 110H75V108L73 109V108H71L70 107V105L69 104H71V103H69V101H67V103H65L64 104V109H62V107L60 108L61 109V111H59L58 112V110H55V111H53V112H50L49 111V109H47V110H45L44 108L42 109V108H40V105L38 106L37 105V103H36V105H35V103L31 100V99H33V98H29V97H23V98H20L19 100H16V101H19V103H20V105H21V107L23 106V108L24 109H22V108H19V110L18 111H22L21 113H23L24 111H26V110H28V108H29V111H31V110H34L35 109V113L34 114H36L35 115V117H38V121H37V123L36 124H38V125H40V128L39 129H41V130H43V132H45V134L44 135H42V137L40 138V139H38V140H36V142H35V146H34V150H31L30 151V153H31V155H33V158H34V156H38V155H40L41 156V154H40V151H44V150H46L47 149V145H51V146H54V148H55V151H59V153H60V155H56V157L58 156V160H56V163H55V166H54V164L52 165V163H51V161H50V164H48L49 162H47V161H49L50 159L48 158L47 159V164L46 165H51V167L52 166H54V167H52V168H54V169H52L51 167V169H49L48 171L47 170H40V167L39 168H33V169H35V170H33V169H29V166H24L25 165V163H24V161H20V162H14V160H10V150H8L10 147H8V145L6 144L7 142H10V141H13L14 143H15V145L18 143V140L20 139V137H19V135L22 137V129H21V127L19 126L20 124H18L19 122H18V118H17V116L15 117V118H11V114H13V113H11L10 111H8V110H6L5 109V111L3 110L4 109V104H5V106H6V101H8V104L11 102V103H13L12 101H10L9 102V100H7L8 99V97H13L10 93H11V89L13 88V86H14V82L13 81H11ZM15 78V77H14ZM102 78V77H101ZM112 78H114V77H112ZM121 78V77H120ZM122 78H121V80H122ZM134 78V79H133ZM142 78V77H141ZM141 78H139L140 79V81H139V79H136V80H138L137 81V83L138 82H141V83H143L142 85H144L143 87H146V85L144 84V81H142V79ZM148 79H150V80H152L151 78H149V77H147ZM157 78V79H158ZM163 78H161V80H162V84H165V82H163L164 81V79ZM172 77H170V78H166L165 80H166V84H167V81H168V79L170 80ZM229 78V77H228ZM3 79H5V78H3ZM31 79V78H30ZM50 79V78H49ZM71 79V78H70ZM92 79V78H91ZM100 79V78H99ZM145 79H146V77H145ZM148 79H146V84L147 83H149V82H147V80ZM257 79L258 80H260L259 78H258V76H257ZM39 80V79H38ZM61 80V82H59ZM73 80V79H72ZM71 80V81H72ZM120 80V79H119ZM131 80V79H130ZM172 80V79H171ZM234 80V79H233ZM32 81V80H31ZM52 81V80H51ZM99 81H102V80H97L96 82H98L99 83ZM127 82L129 81L128 79L126 80ZM125 81V82H126ZM188 81V80H187ZM186 81V82H187ZM235 82H237L236 81V78H235V80H234ZM233 81V82H234ZM261 81V80H260ZM260 81H258L259 83H260ZM29 82V81H28ZM33 82V81H32ZM44 82V81H43ZM113 82V81H112ZM126 82V83H127ZM129 82H131V81H129ZM128 82V83H129ZM154 82V81H153ZM158 82H159V80H158ZM158 82H157V80H156V82H154V83H156L158 86H162V84L159 82V84H158ZM170 83H171V81H169ZM168 82V83H169ZM173 82V83H174ZM179 82H181V81H179ZM190 82V81H189ZM216 82V81H215ZM218 82V81H217ZM219 82H220V79H219ZM264 82V81H263ZM263 82L261 81V84H260V86L261 85H263ZM47 83V82H46ZM126 83H124L125 85H128V84H126ZM132 83V82H131ZM131 83H129V84H131ZM136 83V81H135V84H137ZM141 83H138V84H140V85H135L134 83L132 84V86L133 85H135L136 86V88H134V87H132V90H134L135 89V91L137 90V86H142L141 85ZM154 83H152L153 84V86H152V88H154L155 89V85H154ZM222 83H224V81L222 82ZM44 84V83H43ZM52 84V83H51ZM91 84V83H90ZM151 83H149V84H147V85H149L150 87H151V85H150ZM161 84V85H160ZM165 84V85H166ZM176 84H178V85H187V83H185V84H182V82H181V84H179V83H176ZM173 85V86H176V88H171L170 87V89H177V88H179V87H177L178 85ZM194 85H196L195 83H193ZM193 84H192V80H191V83H189V88H192L193 87ZM221 84V83H220ZM219 84V85H220ZM237 84H238V82H237ZM239 84H242V83H240L239 82ZM24 85V84H23ZM54 85V84H53ZM94 85H95V83H94ZM122 85H123V83H122ZM190 85H192V87L190 86ZM211 85H212V83H211ZM214 85V84H213ZM37 86V85H36ZM47 86H48V84H47ZM183 86V87H184ZM197 86V85H196ZM209 86V85H208ZM207 86V87H208ZM234 86H236V84L235 85H233V87ZM264 86V85H263ZM26 87V86H25ZM130 87H131V85H130ZM160 87L159 88H156V89H160ZM186 87H188V86H185V88ZM207 87H206V90H208L207 89ZM237 87V86H236ZM239 87H242V86H239ZM244 87L246 88V89H248V87H250V86H248V87H246L244 84H243V90H244ZM80 88V87H79ZM161 88H163L164 89V87L162 86ZM189 88H187V89H189ZM194 90H192V92H194L195 90H196V87L194 86ZM197 88H199V87H197ZM209 88V87H208ZM216 88H217V86H216ZM229 88H230V86H229ZM238 88V87H237ZM251 88V91H253V87L251 86L250 87ZM261 89H263L262 88V86L260 87ZM38 89V88H37ZM107 89V88H106ZM128 89H131V88H129L128 87ZM127 89V91H125V92H128L129 90ZM140 89H142V87L140 88ZM147 88H145V89H142V92H145V91H147L146 90ZM150 89V88H149ZM156 89L153 91V89L151 90V92H155L156 93ZM180 89V88H179ZM183 89V88H182ZM185 90L186 92L187 91H189V90ZM203 89V88H202ZM244 90V91H242V92H244L243 94H241L240 96H245V97H247L246 95H248L249 96V94H251L250 92H248L247 90ZM255 89H256V87H255ZM260 89V90H261ZM26 90V89H25ZM39 91H40V89H38ZM55 90V89H54ZM80 90V89H79ZM91 90V89H90ZM167 91H169L168 89H166ZM166 90H165V92H163V90H159L157 93H159L160 92V94L159 95H161L162 93V95H164V97H166L165 95V93H166ZM201 89H197L195 92H197V91H199V92H197V93H199V96L201 97L200 98V100L199 101H201L204 97H206L207 95L205 94L206 92L204 91V92H202V95H205L203 98H202V96L200 95L201 93V91H200ZM219 89H217L216 90V93H218L219 91H218ZM226 90H229L228 88L226 89ZM239 90V89H238ZM242 90V89H241ZM259 90V91H260ZM28 91V90H27ZM72 91H73V89H72V87H71V89H70V94H71V96L73 95L72 94ZM108 91H110V90H108ZM184 91V92H185ZM210 91H212V90H210ZM209 91V92H210ZM213 91H215V90H213ZM218 91V92H217ZM231 91H233V89L231 90ZM247 91V92H246ZM250 91V90H249ZM262 91V90H261ZM41 92V91H40ZM39 92V93H40ZM56 92V91H55ZM96 92H98V91H96ZM116 92V91H115ZM141 92V93H142ZM148 92V94H146ZM146 93H143L144 95H149L150 93H149V91H147ZM162 92V93H161ZM170 92V94H173V95H170V96H172V97H175L176 96V94L175 93H171V91H169ZM169 92H167V95L169 96ZM175 92V91H174ZM178 92H180V91H177L176 93H178ZM181 92H183V90H181ZM180 92V93H181ZM183 92V93H184ZM195 92H194V94H192V98H194V99H196V94H195ZM228 92V91H227ZM234 92V91H233ZM253 92H255L256 93V91L254 90ZM263 92H264V90H263ZM29 93V92H28ZM129 93V92H128ZM128 93L126 94V95H128ZM140 92H138V95H137V93L136 92H133V94H136L135 96L137 97L138 96V98H140V99H138V100H141L142 101V104H140L139 106V108L138 107H136V109H137V112H139L140 111V108H141V105H144V106H146L147 107V109H148V107L152 104V103H150L148 100V104H147V102H146V104H143V100L144 99H149L148 97H143V94L142 95H140L139 94ZM187 93H189V92H187ZM245 93H249V94H245ZM34 94H36V92L34 93ZM40 94H42V93H40ZM44 94H46V93H44ZM185 94V93H184ZM219 94H220V92H219ZM219 94H215L214 95V92H213V94H212V92H211V94L210 95H212L211 97H210V99L211 98H213V101H215L213 104L211 103V101L210 102H208L207 101V103L205 102L206 101V99H203L204 100V102H203V100H202V102L203 103H206V105H208L209 106V108H211V110H212V107L214 108V110L215 111H217V115H215L213 112H211V113H213V115L210 113V111H209V113L207 112L206 113V117H208L207 116V114L209 115V116H211L212 117V120L210 119V118H207V119H210V122L212 123L213 122V126L214 127H212V126H210L212 129H211V131L213 130V128L215 129L216 127H222V126H226L227 128H228V126H230V127H232V129L234 130V127L232 126L233 124H235V122H237V120H233V119H230V117H223L222 119H221V114H223V113H225V112H227L228 111V105L230 104L229 102H231L230 100H231V97L230 96H227L225 93V95L229 98V99H227V97H226V99H227V101H225L224 99H223V101H224V104H225V102H228L227 104H225L226 106H224V107H222V108H218V107H220L219 106V104H220V99L221 98H219L220 96H219ZM224 94H223V98H225V96H224ZM245 94V95H244ZM253 95H254V93H252ZM59 95V94H58ZM57 95V96H58ZM88 95H90V93L88 94ZM126 95H124V96H126ZM131 95V94H130ZM140 95V96H139ZM151 95V94H150ZM162 95H161V97H162ZM214 95V96H213ZM222 95V94H221ZM42 96V95H41ZM82 96V95H81ZM91 96V95H90ZM187 96H190L191 97V95H187ZM199 96H197V97H199ZM251 96V95H250ZM255 96H257V93H256V95H254V100L256 99V100H258L257 98L259 97L260 98V101L258 102V103H262L263 101H264V99L262 100V98L260 97V96H258V97H255ZM43 97V96H42ZM132 97H134V96H132ZM136 97H134V100H137L136 99ZM144 99H143V98ZM160 97V98H161ZM176 97H178V96H176ZM175 97V98H176ZM209 97V96H208ZM237 97V96H236ZM236 97H234V99L236 98ZM14 98V97H13ZM16 99L17 98H19V97H15ZM167 98V97H166ZM170 97H168V99H169ZM179 98V97H178ZM177 98V99H178ZM207 98V97H206ZM250 98V97H249ZM43 99V98H42ZM53 99V98H52ZM132 99V98H131ZM131 99H129V100H131ZM143 99V100H142ZM150 99H152L151 100V102H155L154 101V99H153V97L151 98V96H150ZM188 99V98H187ZM199 98H197V100H198ZM239 99H241L240 97H239V95H238V97L236 98V100H239ZM242 99H243V97H242ZM137 100V102H135V104H137L139 101ZM157 100V99H156ZM160 99L158 98V101H159ZM179 100H180V98H179ZM192 99L190 98V101H189V99H188V101H189V103H185L184 101H186V102H188L187 100H181L180 101V103H179V105H181V104H183V102H184V105H187V104H192L193 105V103H190V102H193V100L191 101ZM212 100V99H211ZM222 100V99H221ZM244 100H246V99H244ZM253 100V99H252ZM262 100V101H261ZM15 101V100H14ZM15 101V102H16ZM46 100H44V102H45ZM61 101H62V99H61ZM161 101V100H160ZM166 103L168 104V105H170L171 104V102L172 101H169L168 102V100L166 99ZM233 101V100H232ZM249 101V100H248ZM247 100H246V103L248 102ZM47 102V101H46ZM45 102V104L43 103V101H42V104H44V106L46 105H48V103H46ZM133 102V103H134ZM163 102H165V98H163ZM175 102V101H174ZM194 102H196V101H194ZM235 102H237V101H235ZM241 102H242V100H241ZM245 102V101H244ZM256 102V103H257ZM11 103H10V105H11ZM51 103V102H50ZM144 103H145V100H144ZM160 103V102H159ZM166 103L164 104L165 106H163V104H162V106L164 107V109H168V107H170L169 108V110H171L172 109V112L170 111L169 113H165V111H164V113L167 115V116H169V117H171L172 116V114L175 116V117H177V115L178 116H180V114H179V112H182V111H180V110H182L183 108L185 109V107L187 108V109H190V108H192V106L190 105V106H179L178 105V103H177V107H175V108H178V106L181 108L180 110H178L179 112H177V110L174 108L173 109V107L175 106V104H173V105H170V106H166ZM170 103V104H169ZM176 103V102H175ZM221 103H223V102H221ZM246 103H242V105L243 106H245L246 105ZM252 103V104H251ZM15 104V103H14ZM13 104V105H14ZM156 104H158V103H156ZM156 104H154V106H157ZM241 103H239V105H240ZM249 104H251V107H252V105H254L255 104V101H254V103H253V101H251V102H248V106L250 107V105ZM16 105L17 106H19L18 105V102L16 103ZM195 105V104H194ZM232 105V104H231ZM256 106H257V104H255ZM254 105V106H255ZM53 106H54V104H53ZM52 106V107H53ZM134 106V105H133ZM143 106V107H144ZM152 106V105H151ZM151 106L149 107V109L151 108ZM154 106H152L153 108H154ZM159 104H158V107H156L157 108V110H159V111H161L160 109H159ZM171 106H173L172 108H171ZM211 106V107H210ZM230 106V105H229ZM252 107L253 109L255 108V110L257 109H262L261 111H260V109L258 110V111H260V112H258L257 111V115L258 114H262L261 116H264V102L261 104V106L260 107H258L257 106V108H256V106L255 107ZM3 107V108H2ZM20 107V106H19ZM28 107V108H27ZM55 107H56V105H55ZM82 107V106H81ZM94 107V106H93ZM128 107V106H127ZM161 107V106H160ZM197 107L198 106H194V111L197 109ZM216 107V108H215ZM242 107V106H241ZM18 108V107H17ZM27 108V109H26ZM83 108V107H82ZM153 108H151V109H153ZM156 108H155V110L153 109L152 111H151V109L148 111V112H150L149 113V117L150 116H153V113H151V112H153L154 111V113L157 111L156 110ZM202 108V107H201ZM200 108V109H201ZM247 109H249L248 107H246ZM13 109V108H12ZM16 109V108H15ZM31 109V110H30ZM52 109H54V107L52 108ZM88 109H90V108H88ZM93 109V108H92ZM122 109V108H121ZM136 109H134V110H136ZM163 109V110H164ZM187 109L185 110L186 112H189L190 110H188L187 111ZM193 109V108H192ZM199 109V108H198ZM197 110L198 111V113L201 111V112H203L202 111V109L201 110ZM51 110V109H50ZM139 110V111H138ZM174 110H175V112H174ZM233 110V109H232ZM240 110V109H239ZM10 112V113H8V112ZM13 111V110H12ZM16 111V110H15ZM28 111V112H29ZM146 111V108L144 109V111L143 112H145ZM145 112V115H146V113H148V112ZM234 111H237V108H235V110ZM8 114H10L8 117H7V113ZM27 112V113H28ZM31 112H33V111H31ZM89 112V111H88ZM184 112V111H183ZM183 112L181 113V114H183ZM186 112H184L185 114H186V116L188 115V114H190V113H186ZM196 112V111H195ZM237 112L239 113V114H237ZM237 112H233L232 114H235V115H239L240 117H242V113L244 112V111H237ZM255 112V111H254ZM17 112H15V114H16ZM26 113V112H25ZM157 113H160V112H156L155 114H154V116L157 114ZM171 113V115H169ZM175 113V114H174ZM176 113H178L177 115H176ZM191 113H194L193 111L191 112ZM197 113V112H196ZM204 113V112H203ZM244 113H248L247 112V110L244 112ZM243 113V114H244ZM14 114V115H15ZM17 114H20L19 112L17 113ZM127 114V113H126ZM141 114L143 115V113L141 112ZM185 114H183V116L185 115ZM201 115H202V113H200ZM199 114V115H200ZM227 114H228V112H227ZM251 114H253V112H251ZM94 115V114H93ZM115 115V114H114ZM161 115H163V112L162 113H160V116L159 115H157V116H155V117H157V118H161ZM193 115V114H192ZM197 114H195L194 116H196ZM198 115V116H199ZM205 114H203L202 116H201V118L204 116ZM21 115H19L18 117H20ZM22 116H23V114H22ZM21 116V117H22ZM24 116H25V114H24ZM26 116H27V114H26ZM26 116H25V118H26ZM34 116V115H33ZM140 117H137V118H139V120H140V118L142 117L141 115H139ZM144 116V115H143ZM159 116V117H158ZM183 116H181V117H183ZM238 116V117H239ZM249 116L250 115H248L247 114V118H249ZM261 116L260 117H258L257 116V118H261ZM28 117V116H27ZM79 117V119L77 120V118ZM99 117V116H98ZM148 117V120L150 121V123H151V117L149 118ZM154 117V118H155ZM174 117V118H175ZM197 117V116H196ZM244 117V116H243ZM242 117V118H243ZM255 118L254 119H256V115L254 116ZM24 118V117H23ZM25 118L23 119V121H25ZM30 118V117H29ZM84 118H85V116H84ZM87 118V117H86ZM86 118H85V120H86ZM91 118H93V117H91ZM153 118V117H152ZM156 118V119H157ZM163 118H165L164 117V115H163ZM163 118H161V120H163ZM174 118L172 117V119L173 120H171L172 121V125H174L175 124V126H170V128L169 129H173V130H177L176 128H178V130H179V128L181 127V129L176 133V131H172L171 132V134L172 133H176L175 135H177V134H179V136L180 135H182V138L185 136V135H183V134H181V133H188V130H189V128L192 126V125H190V124H187V123H190L188 120H191L192 121V118L191 119H189V118H186V119H188L187 121H186V119H185V122L182 120V119H179L180 117H178V120H177V118H176V123L179 121L180 123H182V125H183V127H185V126H187V125H190V126H188L189 128L187 129L186 128V131H184L185 130V128H184V130H183V127L182 126H180L181 124H179V122H178V126H177V124L176 123H174L173 121H174ZM185 118V117H184ZM232 118V117H231ZM245 118V117H244ZM56 119V120H55ZM57 119H58V122H57ZM207 119H205V121H204V123L207 121ZM262 119V118H261ZM260 119V120H261ZM20 120H21V122H22V118H20ZM19 120V121H20ZM29 120V119H28ZM77 120V121H76ZM137 119H135V121H136ZM139 120H137L138 122H139ZM154 121H155V119H153ZM167 120V119H166ZM160 121V122H166L167 123V121ZM180 120H182V121H180ZM202 120H203V118H202ZM258 121L257 119H256V121H254L255 123L258 121V123H256V127H257V125L259 124L260 125V123L259 122H262L263 120H264V117H263V119L261 120V121ZM92 121V120H91ZM94 121V120H93ZM101 121V120H100ZM126 121V120H125ZM142 120H140V122H141ZM154 121H152V122H154ZM193 121H194V119H193ZM241 121V120H240ZM81 122V123H80ZM79 123H80V125H79V127L80 126H82L81 124H82V120L80 121ZM187 122V123H186ZM264 122V121H263ZM54 123H55V125L57 126V128L59 127V124H61L62 126H60V127H62L63 128V125L64 126H66V129H68V131H70V134H69V138L68 139H64V137H60L61 139H59V135H58V131H54ZM83 123L85 124L86 122H84L83 121ZM89 123V125L91 124V122H88ZM124 123V122H123ZM142 123H143V121H142ZM145 123V122H144ZM146 123H147V121H146ZM146 123L145 124H142V126H145L146 125ZM184 123H186L187 125H184ZM192 123V122H191ZM204 123L202 122V123H199V124H202V125H204ZM32 124V123H31ZM87 124V123H86ZM85 124V125H86ZM148 125H149V123H147ZM159 124V123H158ZM195 124H197V121H196V123ZM199 124H198V126H199ZM207 124V123H206ZM205 124V125H206ZM246 124V123H245ZM244 124V125H245ZM262 125L264 124V123H261ZM22 125V124H21ZM25 125V124H24ZM23 125V126H24ZM85 125H84V127H85ZM104 125V124H103ZM169 124H167V126L166 127H169L168 126ZM202 125H200L199 127L201 128L202 127V129L205 127H203ZM258 125V126H259ZM262 125H260L261 126V128H258V129H260V130H262L263 129V127H262ZM33 126H35V125H33ZM32 126V127H33ZM37 126V125H36ZM87 126V125H86ZM105 126V125H104ZM152 127L153 125H149V126H147L146 125V128H148V127ZM158 126V125H157ZM180 126V127H179ZM196 125H194L193 127H195ZM197 126V128H199ZM259 126V127H260ZM264 126V125H263ZM24 127H26V126H24ZM107 127H109V126H107ZM107 127H106V129H107ZM153 127H155V124H154V126ZM152 127V128H153ZM251 127V126H250ZM54 128V129H53ZM81 128V127H80ZM101 128V127H100ZM164 128V127H163ZM175 128V129H174ZM199 128V129H200ZM206 128V127H205ZM204 128V130L205 131H207L206 129L208 128H206L205 129ZM60 129V128H59ZM70 129V130H69ZM110 129V128H109ZM129 129V127L128 128H126L125 130H127L128 131V133L130 134V133H132L133 132V130H132V132H129L130 131V129ZM155 129V128H154ZM161 128H159V130H160ZM193 129V128H192ZM191 129V130H192ZM197 129L196 131L198 132V136H195V137H198L199 138V136L201 135V138H202V132H203V130L202 129ZM26 130V129H25ZM56 130V129H55ZM83 130H85V128H83ZM147 130V129H146ZM149 130L150 129H148V132H149ZM156 130V129H155ZM154 130V132H156ZM209 130V129H208ZM225 130V129H224ZM252 130V129H251ZM259 130V131H260ZM24 131V130H23ZM28 131V130H27ZM64 131H65V129H64ZM96 131V130H95ZM163 131V130H162ZM166 131H167V129H166ZM169 131V130H168ZM196 131L193 133V134H195L196 133ZM199 131L201 132V133H199ZM204 131V132H205ZM210 131V130H209ZM263 131H264V129H263ZM26 132V131H25ZM32 132V131H31ZM58 132V133H57ZM90 132H93V131H90ZM99 132H100V130H99ZM105 132V131H104ZM136 132V131H135ZM146 132V131H145ZM153 132V133H154ZM165 132V131H164ZM203 132V133H204ZM212 132H214V130L212 131ZM211 132V133H212ZM218 132V131H217ZM257 132V131H256ZM255 132V133H256ZM17 133V134H16ZM136 133H138V132H136ZM150 134H151V131L149 132ZM152 133V134H153ZM161 133V132H160ZM190 133V132H189ZM207 133H209L210 134V132H208L207 131ZM207 133L205 132L204 134L207 136ZM16 134V135H15ZM66 134V133H65ZM64 134V135H65ZM104 134V133H103ZM154 134H156V133H154ZM167 134V133H166ZM171 134H170V136H171ZM235 134V133H234ZM68 135V134H67ZM98 135V134H97ZM96 135V136H97ZM101 135H102V132H101ZM107 135V134H106ZM137 135V134H136ZM149 135V134H148ZM160 135V134H159ZM169 135V134H168ZM167 135V136H168ZM188 134H186V136H187ZM197 135V134H196ZM229 135L230 134H228V137H229ZM237 135V134H236ZM256 135V134H255ZM25 136V135H24ZM61 136V135H60ZM62 136H63V134H62ZM116 136V135H115ZM162 138H164L163 136H162V134L160 135ZM166 136V138H168ZM206 136H205V138H206ZM209 136H211V137H213V134H211V135H209ZM230 136H232V135H230ZM261 136V135H260ZM45 137V138H44ZM66 137V136H65ZM148 137V136H147ZM149 137H151V136H149ZM192 137V136H191ZM194 137V139H198V138H195ZM204 137V136H203ZM208 137V136H207ZM210 137V138H211ZM255 137H257V136H255ZM264 137V136H263ZM262 137V138H263ZM47 138V139H46ZM123 138V137H122ZM156 138H157V136H156ZM171 141H174L173 139H174V137H172L171 136ZM205 138H202L201 140H200V138H199V140L197 141L198 142V144L201 142L202 144H204V142H206V144H208L210 141H209V138H208V142L206 141L207 140V138H206V140H204ZM217 138V137H216ZM221 138V137H220ZM224 138H225V136H224ZM261 138V139H262ZM24 139V138H23ZM108 139V138H107ZM132 139V138H131ZM131 139H129V140H131ZM159 139V138H158ZM169 139V143H171V141H170V138H168ZM186 140V137H184L183 138V140ZM194 139H191V141H195ZM214 139V138H213ZM234 139H235V137H234ZM258 139V138H257ZM260 138H259V140H261ZM46 140V141H45ZM47 140H49V141H47ZM53 140V141H52ZM99 140V139H98ZM110 140H112V139H110ZM110 140H108V142H111ZM128 140V139H127ZM136 140V139H135ZM135 140H133L134 141V143H137V142H139V140H137V142L135 141ZM167 140V139H166ZM203 140V141H202ZM226 140V139H225ZM225 140H223V141H225ZM235 140H237V139H235ZM249 140V139H248ZM256 140V139H255ZM259 140H257V141H259ZM263 140H264V138H263ZM262 140V141H263ZM52 141V142H51ZM97 141V140H96ZM103 141V140H102ZM101 141V142H102ZM216 141H218V140H216ZM261 141V142H262ZM30 141H28V143H29ZM48 142H49V144H48ZM132 142V141H131ZM187 142V141H186ZM186 142H184V143H186ZM193 142H191V148H193V147H195L194 146V144L195 145H197V143L195 142V143H193ZM226 142V141H225ZM238 142H239V138H238ZM261 142H256V143H261ZM20 144L19 145H21L22 144V140H20V142H19ZM97 143H98V141H97ZM100 143V142H99ZM140 143H141V141H140ZM140 143H138V144H140ZM143 143V142H142ZM141 143V144H142ZM174 143V142H173ZM211 143V142H210ZM209 143V144H210ZM219 143H221L220 141H219ZM224 143V142H223ZM227 143V142H226ZM237 143V142H236ZM241 142H239L238 143V145L240 144ZM263 143V146H264V141L262 142ZM262 143L260 144V148H264L263 146H262ZM102 144H103V146H104V142H102ZM133 144V143H132ZM137 144V145H138ZM140 144V145H141ZM152 144H154L153 142H152ZM208 144V145H209ZM212 144H213V142H212ZM242 144V143H241ZM258 144V145H259ZM29 145V144H28ZM34 145V144H33ZM44 145H46V146H44ZM187 145V144H186ZM192 145H193V147H192ZM208 145H206V147L208 146ZM14 146V145H13ZM11 147L10 149H11V151H13V149H15L17 146H15V148L14 147ZM44 146V147H43ZM51 146H50V148H51ZM76 146V145H75ZM134 146H135V144H134ZM165 146V145H164ZM171 146L173 147V145L171 144ZM170 146V147H171ZM201 145L199 144V147H200ZM203 146V145H202ZM213 145H209L206 149H204V148H201L200 149V153L197 151V153L200 155V157H199V155L198 154H194V157H195V155L198 157H195V158H197V160H199V158H201V161L203 162V163H205V164H203V167L205 166V167H207L206 166V164H208L209 166L207 167V169L206 170H204L203 169V171H201V169H200V162H192L193 164H191V165H189V168L187 167V166H183V165H185V164H183V165H180V164H182V160L181 159H183V158H185V157H183L182 156V154L180 153V156H182L183 158H180V156H179V153H178V155L177 156H179L178 157V159L180 158V160H177L178 162H179V166L180 167H184V170L182 169V171L180 172V174L181 175H183L182 176V178L183 179H185L186 180V182H187V185L188 186H186V187H188L189 188V186H190V183H192L193 185H195L193 182H192V180L194 179V178H196V181H198L199 183L201 182L203 185H205L204 187H202V188H204V189H206V187H207V189L209 190V191H207V190H204V191H206L205 193L206 194H208V195H204L203 194V197H202V195H201V197H198V198H201L200 199V201H201V204L203 205V204H206V202L208 201V197L207 196H209V195H212V198H213V195L214 194H216V192L218 193V196L220 197L218 200H219V203L220 204H216V202L214 201V198H213V202L212 203H214V204H216L217 206L216 207H221V208H219V209H221V210H219V209H213L214 210V212H216V211H221L222 213L225 211V210H227V209H229V207L230 208H232L233 206H231V204H230V200H231V203H233V205L236 203V205H234V206H237V203H242V202H238V199H237V194L238 195H240V191H243L241 188V190H237V192H239V193H237V192H234L233 193V191L234 190H236L237 188L239 189V187L237 186L238 185V183H240V181L239 180H241L242 181V179H244V177H236V178H234L235 180H236V182L235 183H233V177H235V173L234 174H232L230 171H229V166H227V164H226V162L224 163L223 162V160L221 159V155L222 154H220L219 153V151H217L216 150V148H218L219 149V147H220V145L219 146H216L215 144H214V146H216V148L213 146ZM222 146L224 147V145L222 144ZM21 148L22 147H24V146H20ZM44 149L45 147H46V149H44V150H41L42 148ZM166 147V146H165ZM177 147V146H176ZM237 147H240V146H237ZM19 148V147H18ZM27 148H28V146H27ZM49 148V150H51ZM79 148L81 149V148H83L82 146H80L79 145ZM75 149L76 151H78V152H81V150H83V149ZM86 148V147H85ZM85 148H84V150H85ZM164 148V147H163ZM178 148V147H177ZM191 148H190V151H189V153L192 151L191 150ZM243 148V145L239 148V149H242ZM258 148V147H257ZM25 147L24 148H22V150H19V151H25ZM168 149H169V147H168ZM171 149V148H170ZM204 149V150H203ZM221 149H223L222 147H221ZM48 150V149H47ZM46 150V151H47ZM80 150V151H79ZM178 150V149H177ZM179 150H181V149H179ZM193 150L195 151L196 150V148H193ZM198 150V149H197ZM203 150V151H202ZM226 150V149H225ZM228 150H229V148H228ZM233 150V149H232ZM261 149H259V151H260ZM45 151V152H46ZM92 151V150H91ZM96 151V150H95ZM136 151L138 152V150L136 149ZM184 151V150H183ZM241 151V153H242V150H240ZM14 152H15V150H14ZM45 152H42V154L43 153H45ZM52 152H54V151H51L50 153L52 154ZM140 152V151H139ZM149 152V154L150 153H152L151 152V150L150 151H147L146 153L145 152H143V153H141L140 152V156H137V155H135L134 154V156H137L136 158H134V159H137L138 157H141V155L142 154H147ZM166 152H167V150H166ZM23 153V152H22ZM46 153H49V151L48 152H46ZM49 153V154H50ZM92 153V152H91ZM184 153H186V152H184ZM194 153H196V152H194ZM222 153V152H221ZM225 153H226V151H225ZM17 154V153H16ZM77 154V153H76ZM75 154V155H76ZM93 154V153H92ZM137 154V153H136ZM169 154H172V153H170V151H169ZM191 154H193V152L191 153ZM218 154H220V155H218ZM264 154V153H263ZM263 154H262V157H263ZM28 155H30L29 154V149H28ZM30 155V156H31ZM45 155V154H44ZM52 155H54V154H52ZM81 155V154H80ZM86 155V154H85ZM144 155H142V156H144ZM235 155V154H234ZM10 156V157H9ZM40 156H39V159H40ZM43 156V155H42ZM41 156V157H42ZM48 156V155H47ZM96 156H99V158L101 159V160H106L107 158H108V154L107 155H104L103 156V154H100V155H96ZM172 156H173V154H172ZM177 156H175L174 155V157H176L177 158ZM240 156V155H239ZM19 157V156H18ZM32 157V156H31ZM49 157H51L50 155H49ZM80 157V156H79ZM187 157L189 158V155H187ZM223 157H224V155H223ZM236 157V156H235ZM75 158V159H74ZM170 158V157H169ZM225 158V157H224ZM227 158V157H226ZM17 159V158H16ZM37 159V157H35V160ZM43 159V158H42ZM139 159V158H138ZM228 159V161L230 160V158H227ZM234 159V158H233ZM52 160V159H51ZM79 160V159H78ZM149 160V159H148ZM171 160V159H170ZM183 160H185V159H183ZM191 160V159H190ZM189 160V161H190ZM226 160V159H225ZM224 160V161H225ZM96 161V160H95ZM97 161H98V159H97ZM139 161V160H138ZM138 161H137V163H138ZM176 161V162H177ZM200 161V160H199ZM264 161V160H263ZM39 162H40V160H39ZM77 162V161H76ZM80 162V161H79ZM79 162H77V163H79ZM86 162V161H85ZM173 162V161H172ZM171 161L170 162H167V164L169 163V164H171L172 163ZM232 162H233V160H232ZM92 163V162H91ZM97 163V162H96ZM95 163V164H96ZM99 163H100V161H99ZM129 163V162H128ZM136 163V162H135ZM183 163H186V161H184ZM229 163V162H228ZM231 163V162H230ZM235 163V162H234ZM42 164V163H41ZM80 164V163H79ZM79 164H75V161H74V165H77V166H80L81 167V165H79ZM85 164V163H84ZM139 164V163H138ZM159 164H161V163H159ZM172 164H175V163H172ZM202 164H201V166H202ZM236 164V163H235ZM30 165V164H29ZM229 165V164H228ZM238 165V164H237ZM262 165H263V163H262ZM43 166H45V165H43ZM42 166V167H43ZM96 166V165H95ZM146 166V165H145ZM176 166V165H175ZM31 167V166H30ZM41 167V168H42ZM97 167V166H96ZM104 167V166H103ZM185 167H186V169H185ZM228 167V168H227ZM233 168H235V167H233ZM237 168V167H236ZM89 169H90V167H89ZM177 169V168H176ZM188 170H192L191 172H188ZM123 171V170H122ZM83 172H85L86 174H84ZM139 172V171H138ZM142 172V171H141ZM32 173V174H31ZM140 173V172H139ZM238 173V172H237ZM141 174V173H140ZM139 174V175H140ZM144 174V173H143ZM178 175L179 173H177V171L174 173V175H172V176H175V175ZM241 174V173H240ZM239 174V175H240ZM243 174V173H242ZM127 175L128 174H122V176H120V175H109L110 177V180L111 179H116V178H120V179H122V182H125V180H126V182L129 180L128 179V177H127ZM142 175V174H141ZM176 175V176H177ZM232 175H233V177H232ZM175 176V177H176ZM185 176H188V178L187 177H185ZM191 176H193L194 178L193 179H191L192 177ZM177 177H179V176H177ZM189 177H191L190 179H189ZM180 178H181V176H180ZM125 179V180H124ZM182 179V180H183ZM188 179V180H187ZM239 179V180H238ZM245 179H248V178H246L245 177ZM139 180V179H138ZM234 180V181H235ZM253 180H255V179H253ZM260 180V179H259ZM258 180V181H259ZM262 180V179H261ZM188 181H191V182H188ZM194 182H195V180H193ZM238 181V182H237ZM243 181H245V180H243ZM251 182V181H250ZM137 183V182H136ZM167 183L169 184V182L167 181ZM172 183V181L170 180V184ZM173 183H174V181H173ZM196 184H197V182H195ZM200 183V184H201ZM245 183V182H244ZM248 184H249V182H247ZM110 184V183H109ZM168 184H166L167 186H168ZM199 184V185H200ZM241 184H242V182H241ZM248 184H246L247 185V187L246 188H248ZM199 185L197 184V186L199 187ZM203 185H200V186H203ZM240 185V184H239ZM243 186H244V184H242ZM242 185L240 186V187H242ZM67 186L69 187V188H67ZM172 187V185H169V187ZM176 185L174 184L173 185V188L175 189H177V187H175ZM182 186V185H181ZM180 186V187H181ZM192 186V185H191ZM235 186V187H234ZM263 187L264 186V184L263 185H259V188L260 187ZM194 187V186H193ZM227 187L229 188V190L227 189ZM250 187V186H249ZM254 187H255V185H254ZM234 188V190L232 191V189ZM244 189H246L245 188V186L243 187ZM139 189V188H138ZM175 189V190H176ZM255 189H257V187L255 188ZM140 190V189H139ZM254 190V189H253ZM140 191H142V190H140ZM248 191H252V189L250 190L249 188L247 189V192ZM54 193V197H52L51 198V196H47L46 195V193ZM208 192V193H207ZM209 192L211 193V194H209ZM245 192V193H244ZM243 192V196H241V200L243 199V200H245V201H247V200H249V199H244V198H246L245 197V195H247L248 193L246 192V190ZM249 192V193H250ZM258 192H260V191H258ZM172 193V192H171ZM173 193H174V191H173ZM190 193V192H189ZM202 193H204V192H201V194ZM247 193V194H246ZM254 191H253V197L255 198V195H254ZM142 194V193H141ZM177 194H179V193H175V195H177ZM186 194V193H185ZM195 192L193 193V191L191 192V194L190 195H193L192 197H194L195 195ZM199 194V193H198ZM197 193H196V195H198ZM245 194V195H244ZM251 194V193H250ZM250 194H248V196L250 195ZM256 194V193H255ZM260 194V193H259ZM161 195V194H160ZM169 195H170V193H169ZM179 195H181V194H179ZM148 196L149 195H147L146 197H147V199H148ZM151 196V195H150ZM171 196H172V194H171ZM171 196L169 197V196H167V197H169V198H171ZM199 196V195H198ZM214 196H216V195H214ZM218 196H216L215 197V199L218 197ZM236 196V197H235ZM257 197H260V198H262V197H264V195H263V193H261V195H259L258 196V194L256 195ZM262 196V197H261ZM152 197V196H151ZM175 197V196H174ZM173 196H172V200H173V198H174ZM206 197H207V199H206ZM210 197V196H209ZM233 197H235V198H233ZM240 197V196H239ZM243 197V198H242ZM251 197V196H250ZM249 197V198H250ZM252 197V198H253ZM153 199H154V195H153V197H152ZM150 199V200H152L153 201V199ZM169 198H168V201H171V200H169ZM190 198V197H189ZM194 198H196V199H194ZM193 198V201L195 200V201H198V198H197V196H195ZM203 198H204V200H203ZM253 198V202H254V200L256 199H254ZM146 199V198H145ZM232 199L234 200H236L237 202H235V200H234V202L232 201ZM258 199V201H256L255 200V202L258 204L257 206L258 207H260V209H261V206L260 205H264V204H262V203H264V201L262 202V200H261V203H260V200H259V198H257ZM138 200H141V199H138ZM155 200H157V199H155ZM206 201L205 203L203 202V201ZM241 200H239V201H241ZM242 200V201H243ZM250 200H251V198H250ZM249 200V201H250ZM264 200V199H263ZM144 201V200H143ZM158 201V200H157ZM178 201H181V200H178ZM178 201H173V202H169L170 204H167L168 206L170 205V206H172V203H174V202H178ZM188 200H186V202H187ZM194 201V202H195ZM209 201H211V198H210V200ZM249 201L246 203V205H248V208L247 209H249L250 207V209H253V208H255V207H252V205H253V203L251 204V202H252V200L250 201V203H249ZM139 202V201H138ZM141 202H142V200H141ZM182 202V201H181ZM203 202V203H202ZM254 202V204H256ZM160 203H161V201H160ZM218 203V202H217ZM226 204V203H229V205H223V206H221L222 204ZM149 204V203H148ZM147 204V207L149 208V205ZM176 204V203H175ZM178 204V203H177ZM209 204V205H208ZM210 204H211V202L209 203V202H207V204L205 205V207L206 206H210ZM214 204H212V206H211V208H208L207 207V209H210V210H208V211H211L212 210V207H214L215 208V205ZM243 204H244V202H243ZM249 204H251L250 205V207H249ZM260 204V205H259ZM95 205V206H94ZM104 205V204H103ZM109 205H108V207H109ZM142 205H146L145 203L143 204L142 203ZM174 205V204H173ZM181 205V204H180ZM214 205V206H213ZM94 206V207H93ZM153 206V205H152ZM150 207V208H152V209H154L153 207ZM168 206H166V207H168ZM169 206V207H170ZM179 206V205H178ZM204 206V205H203ZM227 206H229L228 208H226ZM240 207L241 206H243L244 208H245V206L244 205H239ZM253 206H255V205H253ZM256 206V208H258ZM107 207V208H108ZM146 207V206H145ZM146 207V208H147ZM201 207V206H200ZM223 207H225L226 209H224ZM247 207V206H246ZM175 208H176V206H175ZM179 208V207H178ZM235 208V207H234ZM242 208V207H241ZM256 208L254 209L255 211H253V210H250V212H251V214H252V211H253V213L254 212H256ZM182 209V208H181ZM223 209H224V211H223ZM236 209V210H235ZM235 209H230V210H228V211H230L229 212V215H227L228 217H231L232 215H233V218H230V219H228V222H226L227 224L228 223H231V224H239V222L240 221H244L245 219H243L244 217H241L240 218V216H242V215H240V212H243V211H245V209H241V211H239V209L240 208H235ZM259 209V208H258ZM257 209V210H258ZM258 210V213H259V211H261V210ZM263 209H264V206H263V208H262V212H260L259 213V216L260 215H262L263 214ZM100 210V209H99ZM157 210V209H156ZM159 210V209H158ZM194 210H196V209H194ZM193 210V211H194ZM205 210V209H204ZM234 210H235V212H237V210L239 211V212H237V213H235V215L233 214V212H234ZM117 211V210H116ZM155 211V210H154ZM183 211V210H182ZM207 211V210H206ZM125 212V211H124ZM189 212H191V211H189ZM212 212V211H211ZM248 211L246 210V212L245 213H247ZM249 212V213H250ZM204 213H205V211H204ZM210 213V212H209ZM228 213V212H227ZM245 213H243L246 217L248 216L247 214H249V213H247V214H245ZM211 214V213H210ZM224 214L226 215V211L224 212ZM251 214H249V216L251 215ZM256 214V213H255ZM255 214H252L253 215V218L255 217ZM105 215H107V213H105ZM123 215V214H122ZM121 215V216H122ZM238 215V216H237ZM202 216V215H201ZM204 216V215H203ZM234 216H236L235 218L236 219H238V220H236L235 218H234ZM258 215H256V220H257V218L259 217H257ZM263 216V215H262ZM141 217H143V216H141ZM208 217H210V216H208ZM219 217V216H218ZM227 217V218H228ZM252 216H250L249 217V219H247V220H250L251 219V221H252V225H256V226H259L258 228H259V230L260 229H262L263 227H264V225H263V227L261 228V220H264V217L260 220V218H258V220H260V222L257 224V221H256V224H254V221H255V219H252L251 218ZM212 218V217H211ZM224 218V217H223ZM222 218V219H223ZM226 218V219H227ZM239 218H240V221H239ZM138 219V220H137ZM156 219V218H155ZM222 219L219 217V220L221 221V223H223V225H224V223H225V218L223 219V221H222ZM232 219H234V220H232ZM154 220V219H153ZM211 220V219H210ZM254 220V221H253ZM106 221V220H105ZM149 221H151V220H149ZM148 221V222H149ZM158 221V220H157ZM229 221H236V223H234V222H229ZM251 221H249V222H251ZM108 222V221H107ZM110 222V221H109ZM108 222V223H109ZM245 222H246V220H245ZM245 222H243L242 224H246ZM248 222V221H247ZM105 223V222H104ZM152 224L153 223V221L152 222H149V224ZM225 223V224H226ZM241 223V222H240ZM157 224V223H156ZM159 224V223H158ZM248 224V223H247ZM246 224V225H247ZM262 224H264V221H263V223ZM148 225V224H147ZM155 225V224H154ZM229 225V224H228ZM106 226V225H105ZM151 226H153V224L152 225H150V227ZM230 226V225H229ZM159 227V226H158ZM169 227V226H168ZM139 228V229H140ZM154 227H152V229H153ZM170 228V227H169ZM248 228H249V225H248ZM141 229H143V228H141ZM140 229V230H141ZM148 229H151V228H148ZM151 229V230H152ZM157 229V228H156ZM155 229V230H156ZM159 229V228H158ZM253 229V228H252ZM252 229H250L251 231H252ZM264 229V228H263ZM262 229V230H263ZM123 230H127V231H131V230H133V232H134V234L135 235H133V237H129V235H127L125 238H127V239H130L131 240V242L129 243V245L128 246H125L124 245V239H123ZM154 230V229H153ZM166 230H167V226H166ZM238 230V229H237ZM243 230V229H242ZM160 231V230H159ZM236 231V230H235ZM168 232H169V230H168ZM167 232V233H168ZM175 232V231H174ZM173 232V233H174ZM244 232V231H243ZM253 232H255V231H253ZM252 232V233H253ZM139 235H138V234ZM140 233H142V232H140ZM150 233H151V235H150ZM162 233H164V234H162ZM260 233V232H259ZM169 234H171V233H169ZM245 234H246V231H245ZM256 234V233H255ZM263 234H264V232H263ZM137 235H138V237H137ZM142 235V236H141ZM178 235V234H177ZM115 236H118L115 240H117L118 239V241L115 243V244H111V241H114V237ZM151 236V237H150ZM180 236V235H179ZM192 236V235H191ZM194 236V235H193ZM209 236V235H208ZM251 235H249L248 236V234H247V240H253L252 242H253V244L256 242V246H257V243H258V241H256V239H255V241H254V237H250ZM261 236H263V235H261ZM148 237H150L151 239H153V243H154V241L156 240L157 242L158 241H160L159 243H157L156 241V243H157V245H155V243H154V245H155V249H152V247L154 246L153 244H152V240L150 239V240H148V241H151V247L149 246V242L147 241V239H148ZM160 237V238H159ZM173 237V236H172ZM178 237V236H177ZM187 237L188 236H186L185 235V238H184V240H187ZM243 237V236H242ZM259 237V236H258ZM145 238H147V239H145ZM175 238V239H174ZM245 238V237H244ZM243 238V239H244ZM159 239V240H158ZM161 239V240H160ZM167 239V240H166ZM173 240H175L176 242H177V240H179L180 242L179 243H181L182 245L184 244L183 242H184V240H181L182 239V237H181V239L178 237L177 238V240H176V236H174L173 238H172ZM172 239H171V241H172ZM190 240V242L192 241L191 240V238H189ZM262 239V238H261ZM144 240H146V241H144ZM202 240V239H201ZM258 240V239H257ZM141 241H143V242H145V243H148L147 244V246H148V248L147 249H149V248H151V249H149V250H147V251H144V250H146V249H143V248H145L144 246H146V244L144 245ZM170 241V242H171ZM189 241H185V243L187 244L185 247H187L188 249L189 248H191L190 246L188 247V243L187 242H189ZM194 241V240H193ZM245 241V240H244ZM172 242H174V241H172ZM171 242V243H172ZM201 242V241H200ZM248 242V241H247ZM140 243H142V245H143V247H142V245L140 244ZM168 243H169V241H168ZM179 243H177L178 245H180ZM250 243V242H249ZM167 244V243H166ZM170 244V243H169ZM169 244H167V246H166V248L165 249H167V248H171L173 245H171V247H170V245ZM173 244H175V243H173ZM190 244V243H189ZM197 244L198 245H200V248H201V244H202V242H201V244L197 241ZM260 244H264V243H260ZM141 245V246H140ZM162 245V244H161ZM176 245V244H175ZM181 245V246H182ZM191 245V244H190ZM203 245H204V243H203ZM202 245V246H203ZM214 245V244H213ZM250 245H252V244H250ZM142 247L141 248V250H140V247ZM169 246V247H168ZM177 246V245H176ZM184 246V245H183ZM206 246H207V243H206ZM205 246V247H206ZM220 246V245H219ZM219 246H217V247H219ZM261 246V245H260ZM162 247H164V245L162 246ZM204 247V246H203ZM204 247V248H205ZM222 247V246H221ZM114 248H115V250H114ZM138 248H139V250L141 251V253H138ZM154 248V247H153ZM158 248V249H159ZM198 248V247H197ZM196 248V249H197ZM203 248V249H204ZM207 248H209V246L207 247ZM207 248H205V249H207ZM213 247H211V249H212ZM224 248H226V247H224ZM228 248V247H227ZM262 248V247H261ZM143 249V250H142ZM158 249L155 251V252H159L160 251V249H159V251H158ZM175 249V248H174ZM202 249V248H201ZM201 249H200V254H201ZM210 249V248H209ZM210 249V250H211ZM112 250V252H110ZM177 251H178V249H176ZM198 250H199V248H198ZM208 250V249H207ZM210 250H208V251H210ZM215 250V249H214ZM213 250V251H214ZM263 250V249H262ZM161 251H162V248H161ZM160 251V252H161ZM168 251V250H167ZM176 252L175 250H172L171 249V251H168L166 254H172L173 252ZM179 251H182V252H184V254H183V256H181V254H182V252H181V254H180V256L181 257H178V259L176 258V260H178L179 261V259H181L182 260V258H183V260H184V255L186 256V257H188V254H187V251L185 252V251H183V250H181L180 248H179ZM190 251V252H189ZM206 251V250H205ZM217 251V250H216ZM231 251H233V250H231ZM239 251V250H238ZM241 251V250H240ZM252 251V250H251ZM259 251H261V250H259ZM159 252V253H160ZM170 252H172V253H170ZM212 252V251H211ZM241 252H243V251H241ZM262 252V251H261ZM261 252H258V253H261ZM112 253V254H111ZM178 253H180V252H177L176 254H178ZM186 253V254H185ZM188 253H191V249H189L188 250ZM195 253H196V251H195ZM209 253V252H208ZM148 254V253H147ZM156 254V253H155ZM154 254V255H155ZM163 255L165 254V253H162ZM161 254V255H162ZM166 254L164 255V256H166ZM176 254L175 253H173L172 255H174V256H172V258H174L175 256H176ZM203 254V253H202ZM201 254V255H202ZM205 254V253H204ZM216 254H217V252H216ZM221 254V253H220ZM225 254V253H224ZM226 254H229V253H226ZM226 254H225V256H226ZM143 255V254H142ZM146 255V254H145ZM150 255H153L152 253L151 254H149V258H150ZM156 255H158V254H156ZM160 255V254H159ZM223 255V254H222ZM148 256V255H147ZM171 256H168L169 258L171 257ZM191 258H193V257H195L196 256V258L197 259H201L200 257H199V255L197 256L196 254H195V256L194 255H192L191 256V254L189 255ZM206 256H207V254H206ZM215 256V255H214ZM240 256V255H239ZM238 256V257H239ZM260 256H263V255H260ZM154 257V259H155V256H153ZM152 257V258H153ZM167 256L165 257L166 259L168 258ZM189 257V258H190ZM204 257H205V255H204ZM236 257V256H235ZM241 257V256H240ZM188 258V261H190V259ZM223 258V257H222ZM225 258V257H224ZM227 258V257H226ZM203 259V258H202ZM257 259H259V258H257ZM141 260V259H140ZM140 260H138V264H145L146 262L145 261H142V263L140 262L139 263V261ZM185 260H187V259H185ZM184 260V261H185ZM224 261H226L225 259H223ZM223 260H218L221 264H223L221 261H223ZM229 260V258L227 259V261ZM197 261V260H196ZM205 261V260H204ZM208 261V260H207ZM264 261V260H263ZM262 261V264L264 263ZM145 262V263H144ZM174 262V261H173ZM182 262V261H181ZM198 262V261H197ZM209 262V261H208ZM172 263V262H171ZM175 264L176 263H178V262H174ZM186 263V262H185ZM210 263V262H209ZM219 263V264H220ZM227 263V262H226ZM173 264V263H172ZM212 264V263H211ZM224 264H225V262H224Z\"/></svg>",
	"mask_w": 264,
	"mask_h": 264
}]
</instances>
